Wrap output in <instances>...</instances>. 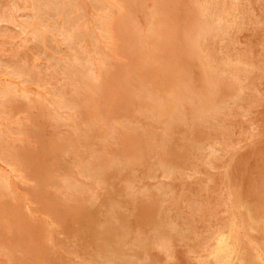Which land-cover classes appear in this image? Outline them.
<instances>
[{
	"label": "rangeland",
	"instance_id": "374dc122",
	"mask_svg": "<svg viewBox=\"0 0 264 264\" xmlns=\"http://www.w3.org/2000/svg\"><path fill=\"white\" fill-rule=\"evenodd\" d=\"M54 1H55L56 4L59 2L57 5L59 6V8H60L59 10L60 11L57 12V13L52 12L54 17L52 16L53 18H51L50 21H47V23L49 24V23H52V22H56L57 26H55L54 24H49V25H51L52 29L50 28L49 30H44V28L42 26L38 25L39 29L41 30L42 35H43L44 32L47 33L46 37H43L41 39L40 36L35 37L34 35H32V33H30V31L34 28V24H32V23H33V19H34L35 7H36V5L41 4L40 0H26V2H25V0H16V1L15 0L14 1H12V0H7V1L6 0H0V2H1L0 3V18L2 19V20H0V23H2V24H0V27H1L0 28V35L2 36V37L0 36V39L2 38L0 40V76L2 75L0 77V89L6 88V86L9 85L7 83V82H9V80L14 85L13 87H12V85H9L10 87H12V90H9V93L5 95L6 97H3L4 95L0 94V98H1L0 99V110H1V107H2L1 105H3L2 110L0 111V120H1L0 121L1 122L0 123V141H2V143L4 142L3 144H1V142H0V150H1L0 154L2 153L0 155V167H1L0 168V185H1L0 189H2V191L0 190V192H1L0 193V206L2 207V208H0V235H1L0 236L1 237L0 238V264H6V263L7 264H11V263L12 264H14V263L15 264H28V262H29V264L30 263L31 264H36V262H37V264H51L50 261H52V264H54V263L55 264L56 263H58V264H78V263L79 264H93V263L95 264L96 263L97 264L98 262H99L98 264H100V262H102L101 264H105V263L106 264H112V263L113 264L114 263L115 264L116 263L117 264H126V262H128L127 264H134V263L136 264V262H137V264H148V263L149 264H198V263L199 264H203L204 261H206V262H204V264H219L220 262H218L215 259L214 254H211V253H213L215 251V248L217 246V237H218V235L222 234V232H224V234L227 235L228 243L232 246L233 251H232L231 257L228 259V261H226L224 263H220V264H240V263L241 264H243V263L244 264H254V262H256V261H257L256 264H264V259H263L264 258V247H263L264 246V241H263L264 238L262 237V236H264V189H263L264 188V178H263L264 177V172H263V170H264L263 169L264 168V166H263L264 165L263 164V162H264V75H263L264 74V69H263L264 68V0H238V1L237 0H210V1H208V0H198V1L197 0H194V1L193 0L192 1L191 0H177V1L176 0H172L173 2L171 0H167V1L166 0H150V1L149 0H101V1L100 0H77L79 2H77L76 0H54ZM90 1H92V2H90ZM109 1L112 2V5H110ZM195 1H196L197 4L195 3ZM177 2H178V5H177ZM180 2H183V3H180ZM190 2H192V3H190ZM76 3H78V4H76ZM160 3L162 5H160ZM165 3H166V6H164ZM170 3H172L173 5L171 4V6H170ZM188 3H189V5H188ZM199 3H200V5H199ZM12 4H13V6H12ZM100 5H102V6H100ZM29 6H30V8H29ZM193 6H194V8H193ZM204 6H206V8ZM97 7H98V9H97ZM161 7H163V10H162ZM186 7L189 10V12H187L188 10L186 9ZM9 8H10L11 12L9 11ZM31 8H34V9H31ZM174 8H177L178 11L175 10ZM103 9H105V11ZM209 9L212 10L211 13H210ZM1 10H2V12H1ZM27 10L29 12H27ZM169 10H170V12H169ZM179 10L181 11V13H180L181 15L178 13ZM16 11H17V13H16ZM87 11H89V12H87ZM153 12H155L154 13L155 15H153ZM190 12H192V13H190ZM215 12H216V14H215ZM8 13L10 14V16H9ZM19 13H21V15ZM126 13H127V15H126ZM188 14H189V16H188ZM207 14H208V16H206ZM71 15H73V17ZM215 15H218V16H215ZM236 15H238V16H236ZM22 16H23L24 19L23 18L20 19ZM26 16H28V17H26ZM12 17H14L15 19L12 18ZM55 17L58 20L55 19ZM80 17H82V18H80ZM163 17H164V19H163ZM183 17H184V19H183ZM202 17L204 18V21H208V22H211V23H213L214 21H218V24H216L214 22L215 25H217V28L214 26L212 29H210L209 31L206 32L207 34L205 33V34L201 35V38L198 39L199 41H197L196 45L194 47H192V45L190 43L191 36H192V31L195 28L197 22L200 23V22L203 21ZM78 18H79L80 21L77 20ZM159 18H160V20H159ZM206 18H210V19H206ZM68 19H69L70 23L66 22V20H68ZM92 19H93V22H92ZM103 19L107 20V23H105V27L107 28V32H109V33H105L104 29H102V27H100L99 24H98V22L104 21ZM151 19H155V21L153 22ZM168 19L170 21H168ZM247 19H248V21H247ZM18 20H20V21H18ZM22 20H23V22H22ZM124 20L126 22H124ZM172 20L173 21L175 20V21L172 22ZM189 20H190V22H189ZM179 21L181 22L182 25L180 24ZM237 21H239V22H237ZM256 21H257L258 24L256 23ZM63 22H64V24H63ZM94 22L96 23V25H95ZM21 23H22V25H21ZM23 23H25V25H23ZM138 23H139L140 26H138ZM155 23H157L156 24V28L154 26ZM173 23H177V24L175 25ZM15 24H17V25H15ZM185 24H186V28H184ZM6 25H7V27H6ZM67 25H69V26H67ZM177 25H179L178 26L179 29H178ZM15 26H17V27H15ZM169 26L171 27V29H169L170 28ZM23 28L25 29L24 30L25 32L23 31ZM61 28H67L69 30L71 29L72 31L74 30V32L77 34L76 36H77L78 40L75 41L72 44L71 43L70 44H67V43L65 44L64 42H62L60 40L61 39V34L59 32ZM180 29H181V31H180ZM11 30L13 31V33H12ZM17 30H18V32H17ZM115 30H117L119 34ZM167 30H168V32H167ZM174 30H175L176 35H174L175 34ZM20 31H22L23 33L20 32ZM138 31H139V33H138ZM150 31H152L153 33L150 32ZM182 31H184L185 33L182 32ZM216 31L218 32L217 34H216ZM129 32H131L132 35L129 34ZM214 32H215L216 35L213 34ZM233 32H234V35H233ZM56 33H58V35ZM103 33H105L109 37L107 38V36L105 34H103ZM114 33H115V35H113ZM27 34H28V36H27ZM144 34H146L147 36L144 35ZM212 34H213V36H212ZM6 35H7V37H6ZM13 35L16 36V37H14ZM78 35L79 36L81 35V36L79 37ZM89 35L92 36L93 39ZM104 35L106 37H104ZM118 35L120 37H118ZM12 36L14 37V40H13ZM38 37H39V39H38ZM158 37H159V39H158ZM206 37H208V38H206ZM58 38H60V39L58 40ZM82 38H84L85 40L82 39ZM95 38H96V40H95ZM109 38H110V41H109ZM116 38H117V40H116ZM128 38H129V40H128ZM148 38H149V40H148ZM165 38L167 40H165ZM205 38H206L207 41L205 40ZM218 38H220V39L218 40ZM155 39H157V41ZM92 40H94L95 45H94V43H92L93 42ZM136 40H138V41L136 42ZM202 40H204V41H202ZM21 41H23V42H21ZM163 41H166V42L164 43ZM60 42H62V43H60ZM100 42L103 43V44L105 43V44L101 45ZM131 42H132V44H131ZM148 42H149V44H148ZM150 42H151V44H150ZM232 42H233V44H232ZM240 42H242V43H240ZM14 43H15V45H13ZM144 43H146V46H145ZM154 43H155V45H153ZM205 43H209V44H205ZM20 44H22V46ZM82 44H84V45H82ZM174 44H176V45H174ZM203 44H205L206 46L203 45ZM18 45H20V46H18ZM74 45H75V47H74ZM111 45H113L116 48H114ZM142 45H143V47H142ZM157 45H159V46H157ZM167 45H168V47H167ZM153 46L155 48H153ZM175 46H176V48H175ZM213 46L215 48H213ZM186 47H187V49H185ZM10 48H12V49H10ZM39 48H41L42 50L41 49L39 50ZM131 48H132V50H131ZM147 48H150V49L148 50ZM181 48H182V50H181ZM191 48H192V50H191ZM109 49H111V51H109ZM141 49H143V50H141ZM200 49H203V50L200 51ZM239 49H240V51H239ZM24 51L26 53H24ZM66 51H68V53ZM69 51H71L74 54H72ZM81 51L82 52L84 51L83 54H82ZM122 51H123L124 54L122 53ZM115 52L116 53L118 52L117 53L118 56L116 55ZM131 53H132V55H131ZM180 53H181V55H180ZM39 54H41V55H39ZM76 54L77 55L78 54L81 55V57L85 56L88 59L91 58L90 59V64L78 67L76 64H74V56ZM136 54H138V55H136ZM190 54H191L192 57L190 56ZM96 55H97V57H96ZM92 56H93V58H92ZM109 56H111V57H109ZM146 56H148V57H146ZM180 56L182 57V59L180 58ZM196 56H198V57H196ZM203 56H204V58H203ZM236 56H237V58H236ZM71 57H72L73 60L71 59ZM250 57H252L253 59L250 58ZM136 58H138V59H136ZM179 58H180V60H179ZM191 58H193V59H191ZM104 59H106L105 62H104ZM205 59L206 60L208 59L209 61L208 60L206 61ZM29 60H30V62H29ZM40 60H41V62H40ZM54 60L55 61L57 60V61L55 62ZM123 60H124V63H123ZM132 60H134L133 61L134 63L132 62ZM161 60H163V61H161ZM240 60H241V62H240ZM116 61H118V62H116ZM120 61H121V63H123L126 66H124L123 64L121 65ZM141 61L144 62V64ZM149 61H150V63H149ZM205 61H206V63H205ZM245 61H246V63H245ZM108 62L109 63L112 62V63L109 65ZM139 62H141L142 64L139 63ZM14 63H16V64H14ZM22 63H23V65H22ZM154 63H156V64H154ZM66 64H67V66H66ZM130 64H131V67H129ZM209 64H211V65H209ZM111 65L114 67V70H113V67ZM114 65H116V66H114ZM167 65H169V66L167 67ZM249 65H252V66L250 67ZM3 66H4V68H3ZM51 66L52 67L55 66V67L52 68ZM68 66H70V67L68 68ZM73 66H74V68H73ZM87 66H89L90 68L92 66V70H93V72H91L92 76H91V73H89L90 70H89V67H87ZM216 66H218V67H216ZM101 67H102L103 70L101 69ZM212 67H214V68H212ZM5 68L7 69L6 71H4ZM23 68H24V70H22ZM66 68H68V69H66ZM71 68H73V69H71ZM80 68H81V70H80ZM106 68L110 71V73H109L108 70H106ZM111 68H112V70H111ZM140 68H141V71H140ZM153 68H155V69H153ZM156 68H157V70H156ZM158 68H162V70L159 69L160 71H158ZM163 68H165V70ZM197 68H198V70H197ZM219 68H220L221 71H219ZM234 68H235V70L233 71ZM74 69L77 70V71H75ZM182 69H183V71H182ZM25 70H26V72H25ZM51 70H52V72H51ZM177 70H179V71H177ZM202 70H203L204 74H203ZM7 71H9V72H7ZM86 71H88V72L86 73ZM113 71L117 72V74L114 73ZM125 71H126V73H125ZM135 71H136L137 74L135 73ZM164 71H166V72H164ZM199 71H201L202 73L199 72ZM16 72H17V74H16ZM76 72H78L79 74L76 73ZM95 72H97V73H95ZM121 72H123V73H121ZM173 72H175L176 75ZM200 73L203 74V75H201ZM213 73H214V75H213ZM160 74H162V75H160ZM11 75H13V76L11 77ZM79 75H81V76L79 77ZM104 75H105V78H103ZM210 75L211 76L213 75L212 76L213 78ZM74 76H75V78H74ZM107 76H109L108 79H107ZM134 76H136L138 78L140 77V79H138V81H137V78H134ZM153 76H154V78H152ZM227 76H228V78H227ZM241 76H242V78H241ZM8 77L10 79H8ZM77 77H78V79H76ZM145 77H146V79H145ZM157 77L158 78L160 77L161 79L160 78L157 79ZM174 77H175V79H174ZM187 77H189V78H187ZM225 77L227 78V80H226ZM79 78L81 79L82 82L80 81ZM92 78L94 79V82L92 81ZM204 78H205V80H204ZM243 78H245V80ZM22 79H23V81H22ZM43 79L45 81L47 80V82H45ZM153 79L158 84L154 83ZM186 79L188 80V82H187ZM73 80H75V81L73 82ZM87 80H89V81L91 80L92 82L91 81L89 82ZM103 80H105V81H103ZM134 80H135V82H134ZM220 80H221V82H220ZM127 81H129V82H127ZM168 81L169 82L171 81V82L169 83ZM217 81H218V83H217ZM27 82H29V83H27ZM101 82H103V83H101ZM199 82H201V83L199 84ZM48 83H49V85H48ZM95 84H97V85H95ZM103 84L105 86L104 88H102ZM116 84H117V87H116ZM131 84L133 85V87L131 86ZM205 84H206V86H205ZM217 84H218V86H217ZM41 85H42V89H41ZM89 85L91 87H89ZM179 85H180V87H179ZM94 86H95V88H94ZM96 86L97 87L99 86L98 88H100V89H98ZM186 86L188 88L190 87L189 90H188V88H186ZM220 86H221V88H220ZM228 86H230V87H228ZM254 86H255V89H254ZM50 87H51V89H50ZM57 87H58V89H57ZM72 87H74V89ZM153 87H154V89H153ZM243 87H245V89ZM31 89H33V90L30 91ZM138 89H140V90H138ZM231 89H234V90H231ZM104 90H105V92H104ZM201 90H202V92H201ZM238 90H240L241 93ZM76 91H78L79 94H77ZM193 91H195L196 93L193 92ZM204 91L209 92L208 95ZM58 92H59L60 95H58ZM73 92H74V94L76 96L73 94ZM116 92H117V94H116ZM133 92H134L135 95H133ZM235 92L238 95L235 94ZM67 94H69V96ZM145 94H147V95H145ZM152 94H153V96H152ZM225 94H227V95H225ZM97 95H98V97H97ZM102 95H104V96H102ZM119 95H121V96L119 97ZM16 96H17V98L15 99ZM112 96H113V98H115L114 100H113ZM167 96L170 97V98H168ZM182 96H184L183 97L184 100L182 99ZM192 96H194V97H192ZM251 96H253V97H251ZM21 97L23 98L24 102L22 101ZM50 97H51V99H50ZM71 97H72V99H71ZM85 97H87V98H85ZM206 97L210 101H208V99L205 100ZM2 98H3V101H1ZM6 98L8 99L7 103L5 102ZM58 98H59V100H58ZM164 98H166V99H164ZM11 99H13V100H11ZM18 99H20V100H18ZM97 99H99V100H97ZM172 99H173V101H172ZM175 99H177V101H175ZM239 99H241V100H239ZM107 100H109V101H107ZM151 100L154 103H152ZM168 100H171L172 102L168 101ZM211 100H212V102H211ZM232 100H233V102H232ZM20 101L22 103V107H21ZM81 101H83V102H81ZM98 101H100V103ZM156 101H157V103H156ZM163 101L166 102L167 104H164ZM140 102H142V103L140 104ZM29 103H31V104H29ZM193 103H195V104H193ZM260 103H261V105H260ZM23 104H25V105H23ZM34 104H35V107L33 106ZM96 104H97V106H96ZM183 104H185L186 106L183 105ZM202 104H203L204 108H203ZM7 105H8V107H7ZM29 105L31 107V110H30ZM57 105H59V106H57ZM78 105H80L81 107H79ZM93 105H94L95 109H94ZM117 105H119V106H117ZM135 105H137V106H135ZM38 106H40V107H38ZM44 106H46V107H44ZM84 106H85L86 109H83ZM91 106H92V108H91ZM196 106H198L199 108L196 107ZM218 106H220V107H218ZM229 106H231V107H229ZM245 106H247V108ZM11 107H13V108H11ZM168 107H169V109L172 108V107L173 108H172V110L171 109L169 110ZM177 108H178L179 112L177 111ZM22 109L25 110V111H23ZM107 109H109L108 110L109 113L105 112V111H107ZM245 109H246V111H245ZM17 110L20 111L21 113L18 112ZM54 110H55V112H53ZM144 110L146 112H144ZM14 111H16L17 113L14 112ZM124 111L127 112V113H125ZM149 111H151V112H149ZM211 111H213V112H211ZM3 112H5V113H3ZM27 112H28L29 115H27ZM65 112H67V113H65ZM90 112H92V114ZM185 112H187V113H185ZM214 112H216L215 114H217L218 116L215 115ZM51 113H52V115H51ZM132 113H134L135 115L132 114ZM195 113H196V116H195ZM207 113H210V114H207ZM244 113L245 114L247 113V114L245 115ZM4 114H6V115H4ZM9 114H11V115L13 114V115L11 116ZM21 114H22V116H21ZM97 114L99 115V117L97 116ZM111 114H112V116H111ZM79 116H80V118H79ZM83 116H84V118H83ZM90 116H92V117H90ZM93 116H94V118H93ZM9 117L12 119V121H11V119ZM65 117H66V119H65ZM103 117H104V121L105 122L103 121ZM120 117H122V118H120ZM87 118H88V120H87ZM176 118L179 121L175 120ZM30 119L33 120V122ZM97 119H98L99 122L98 121L96 122ZM194 119H195V121H194ZM50 120L51 121L54 120V121L51 122ZM55 120L58 121V124H60V125L56 124L57 122ZM106 120H107V122H106ZM204 120H206V121H204ZM30 121H31V123H30ZM199 121L201 122L200 124L198 123ZM14 122H15V124H14ZM24 122H26V124H27V126L29 128L27 126H25L26 124ZM54 122H55V124H54ZM61 122H62V124H61ZM75 122L77 123V125H76ZM85 122H87V123H85ZM140 122H143V123H141V125H140ZM179 122H180V124H179ZM183 122H185V123H183ZM102 123H103V125H102ZM166 123H167V125H166ZM72 124H73V126H71ZM130 124H131V126H130ZM186 124H188V125L186 126ZM158 125H159V127H158ZM13 126H14V128H13ZM104 126H106V127H104ZM172 126H173V128H172ZM218 126H219V128H218ZM99 127H100V129H99ZM117 127L121 131L118 130ZM132 127H134V128H132ZM73 128H75V129H73ZM109 128H111V129H109ZM177 128L182 133L179 132V130ZM220 128H222V129H220ZM28 129H29V131H28ZM72 129H73V131H72ZM127 129H128L129 132L127 131ZM9 130H10V132H9ZM16 130H19V131L17 132ZM206 130H207V132H206ZM6 131H7V134H6ZM163 131H164V133H163ZM2 132L5 133V135ZM15 132L18 135V137L16 136ZM21 132H22V134H21ZM24 132L28 133L29 135L25 134ZM114 132H117V133H114ZM124 132L126 133V135L124 134ZM232 132H233V134H232ZM74 133L76 134V136L74 135ZM155 133H156V135H154ZM2 134H3V136H2ZM19 134H20V136H19ZM56 134H57V137H56ZM63 134L68 135L69 138L66 137V135H63ZM112 134H113V136H111ZM157 134H158V136H157ZM182 134L184 136H182ZM185 134H187V135H185ZM58 135H59V137H58ZM81 135H83V136H81ZM93 135L95 137H93ZM206 135H208L209 137L206 136ZM27 136H29V137H27ZM42 136H43V138H42ZM50 136H52V137H50ZM185 136L187 137V139H186ZM1 137L3 139H1ZM122 137H124V138L122 139ZM24 138L26 140H24ZM27 138L30 139V141ZM39 138H41V139H39ZM70 138H71V140H70ZM90 138H92V143L90 142L91 141ZM166 138H167L168 141L166 140ZM17 139L20 140L21 143ZM35 139H36L37 142L35 141ZM42 139H44V140H42ZM188 139H189V142H187ZM190 139H192V140H190ZM93 140H94V142H93ZM129 140H130V142H129ZM170 140H172V141H170ZM14 141H15V143H14ZM79 141H81V142H79ZM138 141H140V142H138ZM66 142H68V143H66ZM255 142H257L258 144L255 143ZM8 143H10V145H8ZM118 143H119V145H118ZM173 143H176V144H173ZM249 143H251V144H249ZM40 144H42V145H40ZM90 144L93 147V149L90 146ZM155 144H156V146H155ZM24 145H25V147H23ZM67 145L68 146L71 145V146L68 147ZM13 146H15V147H13ZM94 146H96V148ZM90 147H91V151H90ZM151 147H153V148H151ZM199 147H200V149H199ZM201 147H202V149H201ZM12 148L13 149L15 148V149L13 150ZM184 148H185V150H184ZM211 148H213V149H211ZM65 149H67V150H65ZM77 149L79 151H77ZM81 149H83L82 152H81ZM159 149H160V151H159ZM171 149H172L173 152L171 151ZM16 150L18 152H16ZM63 150H64V152H63ZM216 150H218V151H216ZM8 151L11 152V153L8 154L7 153ZM65 151H66V153H65ZM129 151H130V153H129ZM164 151H166V152H164ZM44 152H45V156H44ZM105 152H107V153H105ZM12 153L13 154L15 153V154L13 155ZM34 153H35V155H34ZM166 153L168 155H166ZM186 153H189V154H186ZM86 154L90 155V156L87 157ZM102 154L105 155L106 157L105 156L103 157ZM162 154L163 155L165 154V155L163 156ZM2 155H3L4 158L1 157ZM10 155H11V157H9ZM179 155H180V157H178ZM46 156H47V158H46ZM61 156H63V157H61ZM190 156H192V157H190ZM25 157L27 158L26 160H25ZM114 157L116 159H118V161ZM153 157L155 159H153ZM178 158H180V159H178ZM5 159H6V161H5ZM248 159H249V161H248ZM10 160L12 161V163L10 162ZM22 160H23V162H22ZM77 160H79L80 162L77 161ZM81 160L82 161L84 160V161L82 162ZM164 160L166 161V163L164 162ZM20 161H21V164H20ZM43 161H45V162H43ZM169 161H170V163H169ZM59 162L63 163V164H60ZM119 162H120V164H119ZM126 162H128V163H126ZM54 163H55V165H53ZM57 163H58V165H57ZM80 163H81V165H80ZM121 163H122V165H121ZM84 164L87 165V166H84ZM101 164L103 165V168H102ZM139 164H140V166H139ZM186 164H187V166H186ZM37 165H38V167H37ZM105 165H106V167H105ZM125 165L128 168H126ZM166 165H168V166H166ZM45 166H47V167H45ZM80 166H81V171H80ZM88 166H90V167H88ZM96 166L100 167L101 170L97 169L98 167H96ZM164 166H166V168ZM19 167H21V168H19ZM28 167H30V168H28ZM129 167H131V168H129ZM146 167L148 168L147 170H146ZM88 168H89V170H86ZM107 168H109V170ZM114 168H115V171H114ZM167 168H169V171H168ZM254 168H255V170H254ZM116 169L118 171H116ZM22 170H24V171H22ZM92 170L93 171L95 170V172H93ZM149 170H151V172ZM166 170L168 171V173H167ZM11 171L12 172L14 171V172L11 173ZM85 171H86V173H85ZM122 171H123V173H122ZM131 171L134 172V175L136 176V179H139L138 180L139 182L136 181L135 176L131 173ZM146 171H147V173H149L148 175H147ZM97 172H99L100 174H98ZM171 172H172V174H171ZM24 173H25V175L26 174L27 175L25 176ZM60 173H62V174H60ZM154 173H156V174H154ZM16 174L19 175V176H17ZM69 175H71V176H69ZM119 175H121V176H119ZM172 175L174 177H172ZM25 177L28 178L30 181L27 180ZM31 177H32L33 182L31 180ZM98 177H99V179H98ZM129 177H131V178H129ZM5 178H7V179H5ZM12 178H13V180H12ZM83 178H84V180H83ZM118 178H120V179H118ZM149 178H151V179H149ZM74 179H75V181H74ZM102 180L105 181L106 183L105 182H101ZM207 180H208L209 183L206 182ZM250 180H252L253 182H251ZM118 181L121 182V183H119ZM140 181H141V183H140ZM9 182H10V184H9ZM20 182H21V184H19ZM32 183H33V185H32ZM109 183H110V185H108ZM253 183H255V184H253ZM40 184H45V185L40 186ZM166 184H168L169 186L166 185ZM258 184L259 185L261 184V186H259ZM162 185L164 186V188H163ZM205 185H206V187H205ZM63 186H65V187L63 188ZM142 186H144V187H142ZM202 186L205 187V188H203ZM28 187H30V188H28ZM89 187H91L90 188L91 190L89 189ZM146 187H148V188H146ZM94 188H95V190H94ZM145 188L148 191L149 190L150 191L147 192V190ZM260 188H261V190H260ZM24 189H26V190H24ZM37 189L39 190V192H38ZM81 189H82V191H81ZM103 189H105L106 192ZM137 189H138V191H137ZM198 189L199 190L201 189V190L199 191ZM16 190H17V192H16ZM122 190L123 191L125 190V191L123 192ZM2 192L6 193L7 195H5ZM40 192H41V194H40ZM99 192H100V194H99ZM144 192L146 193V195H144L145 194ZM253 192H256V193H253ZM10 193H12V194L10 195ZM81 193H82V195H81ZM138 193H140L141 195L140 194L138 195ZM151 193H152V195H151ZM158 193L159 194L161 193V194L158 196V195H156ZM162 193L165 194V195L163 196ZM28 194H30L29 195L30 197L28 196ZM108 194H110V195H108ZM121 194H123V195H121ZM16 195H17L18 199H16ZM72 195H74L73 198H71ZM131 195H132V197H131ZM24 197L27 200L26 199L24 200ZM111 197H113V198H111ZM140 197H141L142 200L140 199ZM131 198H132V200H131ZM147 198H150V199H147ZM32 199H33V201L31 202ZM41 199H42V201H41ZM99 199H101V200H99ZM175 199H177V200H175ZM253 199H254V201H253ZM133 200H134V203H133ZM139 200H141V202H138ZM145 200H147V201H145ZM66 201H69V202H66ZM109 201H110L111 204H108ZM172 201H173V203H172ZM63 202H65V203H63ZM115 202H116V204H114ZM155 202H156V204H155L156 206L154 205ZM170 202L172 204H170ZM231 203H233V204H231ZM45 204H46V206H44ZM112 204H114V205H112ZM126 204H127V206H126ZM119 205H121V206H119ZM142 205L145 206V208L144 207L142 208ZM24 206H26V207H24ZM152 206H153V208H152ZM3 207H4V209H3ZM238 207H240V208L238 209ZM101 209H103V210H101ZM135 209H137V211ZM152 209H155V210H152ZM176 210H177V212H176ZM194 210H196V211H194ZM257 210H258V213L256 212ZM44 211H46V212H44ZM51 211L54 212L53 215L51 214L52 213ZM97 211H98V213H97ZM112 211H115V212L113 213ZM178 211H180V212L178 213ZM27 212H28V214H27ZM31 212H33V213H31ZM65 212H66V214H65ZM108 213H109V215H108ZM120 213H122L123 215L120 214ZM134 213H135V215H134ZM149 213H151V215ZM59 214H60V216H59ZM116 214H118V215H116ZM157 214H159V215H157ZM38 215H40V216H38ZM105 215L107 217H105ZM127 215H128V217H127ZM148 215H149V217H148ZM179 215H180V217H179ZM258 215H259V217H258ZM261 215H263V216H261ZM4 216H6V217H4ZM75 216L78 217V218H76ZM97 216H98V218H97ZM123 216H126V217H123ZM138 216L140 217V219H139ZM141 216H143V217H141ZM155 216H156V218H155ZM106 218H107V220H106ZM199 218H201V219H199ZM49 219L50 220L52 219V220L50 221ZM155 219H156V221H155ZM19 220H20V222H19ZM35 220H37L38 222L35 221ZM128 220H129V222H128ZM4 221L5 222L7 221V222L4 223ZM102 221H103V223H102ZM109 221H111V222H109ZM113 221H114V223H113ZM121 221L123 223H121ZM152 221H153V223H152ZM28 222H31L33 225L31 223L28 224ZM126 222L128 224H130V225H127ZM168 222L172 223L173 225L168 223ZM188 222H189V224H188ZM45 223H47V224H45ZM11 225H12V227H11ZM161 225H163V226H161ZM232 225H233V227H232ZM50 226H51V228H50ZM116 226L118 227V229H117ZM121 226H123V227H121ZM206 226H208V227H206ZM112 227H113V229H112ZM172 227L174 229H172ZM123 228H125V229H123ZM134 228L136 230H139V231H136ZM27 229L29 230V232H28ZM99 229H100V231H99ZM132 229H134V230H132ZM157 229H158V231H157ZM161 229H162V231H161ZM8 230L10 232H8ZM57 230H59V231H57ZM79 230H80V232H79ZM101 230H103V231H101ZM19 231H20V233H18ZM136 232H137V235H136ZM159 232H161V233H159ZM200 232H201V234H200L201 236L199 235ZM46 233H48V234H46ZM114 233H115V235H114ZM139 233H140V235L141 234H143V235L145 234V235L144 236L141 235V237H140ZM213 233H215V234H213ZM19 234H21V236H19V238H17V235H19ZM28 234H29V236H27ZM73 234H74V236H73ZM94 234L96 236H94ZM117 234H119V235H117ZM149 234H151V235H149ZM75 235H76V237H75ZM87 235H88V237H87ZM169 235H170V237H169ZM205 235H207V236H205ZM234 235H235V237H234ZM24 236L27 237L28 239L25 238ZM99 236H100V238H99ZM103 236H105V237H103ZM10 237H13L15 240H13V239L11 240ZM22 237H24L23 241H22ZM184 237H185V239H184ZM2 238H3V240H2ZM29 238L32 241H29ZM134 238H135V240H134ZM138 238H139V241H138ZM154 238H155V240L153 241ZM178 238H180L181 240L178 239ZM187 238H188V240H187ZM235 238H236V240H235ZM6 239H9V240H6ZM20 239H21V242H20ZM24 239H26V240H24ZM48 239H49V241H48ZM119 239H121V240H119ZM10 240H11V242H10ZM42 240H44L45 242L42 241ZM100 240H101L102 243L100 242ZM148 240H152V242L149 241V243H148L147 242ZM79 241H81V242H79ZM89 241H91V243ZM113 241H115V243L116 242L117 243L114 244ZM134 241H136V242H134ZM155 241H156V243H155ZM157 241H158V243H157ZM42 242H44L45 245ZM54 242H55V244H54ZM86 242H87V244H86ZM69 243H70V245H69ZM146 243H148L149 245L147 246ZM13 244H15V245H13ZM23 245H24V247H23ZM39 245H41V246H39ZM55 245H56V247L59 250L55 247ZM27 246H29V247H27ZM129 246H131V247H129ZM10 247H11V249H10ZM92 247H94V248H92ZM2 248H3V250H2ZM6 248L7 249L9 248V249L7 250ZM119 248H121V250ZM157 248L159 250H157ZM79 249H81V250H79ZM110 249H113V250H110ZM131 249H133V250H131ZM166 249H167V251H166ZM10 251H12V252H10ZM72 251H74V252H72ZM108 251H110V252H108ZM22 252H24V253H22ZM28 252H30L31 255H29ZM48 252H49V254H47ZM170 252L171 253L173 252V253L171 254ZM5 253L6 254L8 253V255H6ZM21 253H22V256L20 255ZM123 254H125V255L123 256ZM166 254H168V255H166ZM10 255H12V258L9 257ZM23 255H24V258H23ZM76 255H78V256L76 257ZM114 255H116V256H114ZM118 255H121L122 258H121V256H118ZM132 255H133V257H132ZM148 255H149V257H148ZM6 256H8L9 258L6 257ZM19 257H20V259H19ZM124 257H126V258H124ZM128 257H130V258H128ZM213 257H214V259H213ZM67 258H70L71 261H70V259H67ZM141 259H143V260H141ZM171 259H172V261H171ZM231 259H232V261H231ZM96 260H97V262H96ZM107 260H108V262H107ZM201 260H203V262ZM77 261H78V263H77ZM90 262H92V263H90ZM166 262H168V263H166Z\"/></svg>",
	"mask_w": 264,
	"mask_h": 264
},
{
	"label": "bare ground",
	"instance_id": "6f19581e",
	"mask_svg": "<svg viewBox=\"0 0 264 264\" xmlns=\"http://www.w3.org/2000/svg\"><path fill=\"white\" fill-rule=\"evenodd\" d=\"M6 1H7V0H6ZM12 1H14V0H12ZM15 1H16V0H15ZM40 1H41V4H38V3H37L38 5H36V7H35L34 19H33V23H32V24H34V28L31 30L32 32L30 31V33H32V35H34L35 37L40 36L41 39H42L43 37H46L47 33L44 32L43 35H42L41 30L39 29L38 25L42 26V27L44 28V30H49L50 28L52 29L51 25H49V24H54L55 26H57V23H56V22H52V23H49V24H48L47 21H50L51 18L54 17L52 12L57 13V12L60 11V10H59L60 8H59V6L57 5L59 2L56 4L54 0H40ZM76 1H77V0H76ZM100 1H101V0H100ZM149 1H150V0H149ZM166 1H167V0H166ZM171 1H172V0H171ZM176 1H177V0H176ZM191 1H192V0H191ZM193 1H194V0H193ZM197 1H198V0H197ZM208 1H210V0H208ZM237 1H238V0H237ZM9 2H10V1H9ZM25 2H26V0H25ZM38 2H39V1H38ZM64 2H65V1H64ZM77 2H79V1H77ZM90 2H92V1H90ZM93 2H94V1H93ZM102 2H103V1H102ZM109 2H110V5H112V2H111V1H109ZM155 2H156V1H155ZM160 2H161V1H160ZM168 2H169V1H168ZM172 2H173V1H172ZM202 2H203V1H202ZM204 2H205V1H204ZM212 2H213V1H212ZM0 3H1V2H0ZM7 3H8V2H7ZM7 3H6V4H7ZM23 3H24V2H23ZM100 3H101V2H100ZM180 3H183V2H180ZM190 3H192V2H190ZM195 3H196V1H195ZM210 3H211V2H210ZM13 4H14V3H13ZM13 4H12V6H13ZM16 4H17V3H16ZM63 4H64V3H63ZM76 4H78V3H76ZM98 4H99V3H98ZM101 4H102V3H101ZM171 4H172V3H170V6H171ZM175 4H176V3H175ZM186 4H187V3H186ZM196 4H197V3H196ZM204 4H205V3H204ZM220 4H221V3H220ZM232 4H233V3H232ZM250 4H251V3H250ZM27 5H28V4H27ZM96 5H97V4H96ZM108 5H109V4H108ZM145 5H146V4H145ZM160 5H162V4L160 3ZM172 5H173V4H172ZM177 5H178V2H177ZM180 5H181V4H180ZM188 5H189V3H188ZM199 5H200V3H199ZM14 6H15V5H14ZM17 6H18V5H17ZM100 6H102V5H100ZM157 6H158V5H157ZM164 6H166V3H165ZM167 6H168V5H167ZM182 6H183V5H182ZM185 6H186V5H185ZM195 6H196V5H195ZM248 6H249V5H248ZM5 7H6V6H5ZM104 7H105V6H104ZM142 7H143V6H142ZM168 7H169V6H168ZM178 7H179V6H178ZM191 7H192V6H191ZM201 7H202V6H201ZM204 7L206 8V6H204ZM208 7H209V6H208ZM20 8H21V7H20ZM26 8H27V7H26ZM29 8H30V6H29ZM65 8H66V7H65ZM68 8H69V7H68ZM113 8H114V7H113ZM137 8H138V7H137ZM144 8H145V7H144ZM161 8H162V10H163V7H161ZM189 8H190V7H189ZM193 8H194V6H193ZM220 8H221V7H220ZM11 9H12V8H11ZM31 9H34V8H31ZM75 9H76V8H75ZM75 9H74V10H75ZM90 9H91V8H90ZM97 9H98V7H97ZM155 9H156V8H155ZM174 9L177 10V8H174ZM183 9H184V8H183ZM186 9H187V7H186ZM195 9H196V8H195ZM195 9H194V10H195ZM198 9H199V8H198ZM212 9H213V8H212ZM86 10H87V9H86ZM86 10H85V11H86ZM88 10H89V9H88ZM103 10L105 11V9H103ZM159 10H160V9H159ZM170 10H171V9H170ZM170 10H169V12H170ZM181 10H182V9H181ZM187 10H188V9H187ZM209 10H210V9H209ZM234 10H235V9H234ZM250 10H251V9H250ZM9 11H10V8H9ZM17 11H18V10H17ZM17 11H16V13H17ZM89 11H90V10H89ZM89 11H87V12H89ZM99 11H100V10H99ZM151 11H152V10H151ZM160 11H161V10H160ZM177 11H178V10H177ZM185 11H186V10H185ZM198 11H199V10H198ZM206 11H207V10H206ZM211 11H212V10H210V13H211ZM216 11H217V10H216ZM1 12H2V10H1ZM10 12H11V11H10ZM27 12H29V11L27 10ZM71 12H72V11H71ZM138 12H139V11H138ZM145 12H146V11H145ZM157 12H158V11H157ZM169 12H168V13H169ZM183 12H184V11H183ZM187 12H189V10H188ZM187 12H186V13H187ZM199 12H200V11H199ZM225 12H226V11H225ZM252 12H253V11H252ZM24 13H25V12H24ZM69 13H70V12H69ZM102 13H103V12H102ZM109 13H110V12H109ZM154 13H155V12H153V15H155ZM160 13H161V12H160ZM178 13L180 14L181 11L179 10ZM186 13H185V14H186ZM190 13H192V12H190ZM190 13H189V14H190ZM233 13H234V12H233ZM8 14H9V13H8ZM19 14L21 15V13H19ZM63 14H64V13H63ZM66 14H67V13H66ZM70 14H71V13H70ZM85 14H86V13H85ZM113 14H114V13H113ZM143 14H144V13H143ZM151 14H152V13H151ZM161 14H162V13H161ZM164 14H165V13H164ZM175 14H176V13H175ZM175 14H174V15H175ZM189 14H188V16H189ZM215 14H216V12H215ZM257 14H258V13H257ZM61 15H62V14H61ZM64 15H65V14H64ZM75 15H76V14H75ZM75 15H74V16H75ZM114 15H115V14H114ZM126 15H127V13H126ZM137 15H138V14H137ZM165 15H166V14H165ZM180 15H181V14H180ZM200 15H201V14H200ZM9 16H10V14H9ZM32 16H33V15H32ZM52 16H53V17H52ZM71 16L73 17V15H71ZM128 16H129V15H128ZM163 16H164V15H163ZM166 16H167V15H166ZM172 16H173V15H172ZM184 16H185V15H184ZM188 16H187V17H188ZM193 16H194V15H193ZM204 16H205V15H204ZM206 16H208V14H207ZM215 16H218V15H215ZM221 16H222V15H221ZM236 16H238V15H236ZM258 16H259V15H258ZM26 17H28V16H26ZM30 17H31V16H30ZM56 17H57V16H56ZM56 17H55V19H57ZM82 17H83V16H82ZM82 17H80V18H82ZM92 17H93V16H92ZM98 17H99V16H98ZM116 17H117V16H116ZM209 17H210V16H209ZM219 17H220V16H219ZM2 18H3V17H2ZM12 18H14V17H12ZM22 18H23V16H22L20 19H22ZM70 18H71V17H70ZM83 18H84V17H83ZM88 18H89V17H88ZM103 18H104V17H103ZM134 18H135V17H134ZM136 18H137V17H136ZM146 18H147V17H146ZM168 18H169V17H168ZM177 18H178V17H177ZM177 18H176V19H177ZM196 18H197V17H196ZM202 18H203V17H202ZM237 18H238V17H237ZM237 18H236V19H237ZM241 18H242V17H241ZM3 19H4V18H3ZM9 19H10V18H9ZM14 19H15V18H14ZM23 19H24V18H23ZM25 19H26V18H25ZM30 19H31V18H30ZM59 19H60V18H59ZM61 19H62V18H61ZM127 19H128V18H127ZM163 19H164V17H163ZM171 19H172V18H171ZM179 19H180V18H179ZM183 19H184V17H183ZM206 19H210V18H206ZM206 19H205V20H206ZM214 19H215V18H214ZM216 19H217V18H216ZM221 19H222V18H221ZM0 20H2V19L0 18ZM16 20H17V19H16ZM57 20H58V19H57ZM63 20H64V19H63ZM77 20H79V18H78ZM103 20H104V19H103ZM149 20H150V19H149ZM151 20H152L153 22L155 21V19H151ZM159 20H160V18H159ZM228 20H229V19H228ZM233 20H234V19H233ZM3 21H4V20H3ZM6 21H7V20H6ZM18 21H20V20H18ZM54 21H55V20H54ZM70 21H71V20H70ZM79 21H80V20H79ZM90 21H91V20H90ZM134 21H135V20H134ZM168 21H170V20L168 19ZM174 21H175V20H174ZM174 21L172 20V22H174ZM177 21H178V20H177ZM180 21H181V20H180ZM180 21H179V22H180ZM192 21H193V20H192ZM192 21H191V22H192ZM231 21H232V20H231ZM247 21H248V19H247ZM258 21H259V20H258ZM16 22H17V21H16ZM22 22H23V20H22ZM25 22H26V21H25ZM29 22H30V21H29ZM66 22L68 23V22H69V19L66 20ZM86 22H87V21H86ZM92 22H93V19H92ZM124 22H126V21L124 20ZM127 22H128V21H127ZM139 22H140V21H139ZM160 22H161V21H160ZM172 22H171V23H172ZM184 22H185V21H184ZM189 22H190V20H189ZM214 22H215L216 24H218V21H214ZM214 22L211 23V22H208V21H204V18H203V21H202V22H200V23L197 22L195 28H194L193 31H192V36H191V40H190V43H191L192 47H194V46L196 45L197 41H199L198 39L201 38V35L205 34L207 31H209L210 29H212L214 26L217 28V25H215ZM221 22H222V21H221ZM237 22H239V21H237ZM59 23H60V22H59ZM69 23H70V22H69ZM84 23H85V22H84ZM94 23H95V22H94ZM105 23H107V20H104V21H100V22H98L99 26L102 27V29H104V32H105V33H109V32H107V28L105 27ZM130 23H131V22H130ZM167 23H168V22H167ZM193 23H194V22H193ZM246 23H247V22H246ZM246 23H245V24H246ZM256 23H257V21H256ZM0 24H2V23H0ZM63 24H64V22H63ZM75 24H76V23H75ZM89 24H90V23H89ZM91 24H92V23H91ZM121 24H122V23H121ZM126 24H127V23H126ZM156 24H157V23H155V25H154L155 28H156ZM164 24H165V23H164ZM173 24L176 25L177 23H173ZM180 24H181V22H180ZM194 24H195V23H194ZM257 24H258V23H257ZM15 25H17V24H15ZM21 25H22V23H21ZM21 25H20V26H21ZM23 25H25V23H23ZM95 25H96V23H95ZM117 25H118V24H117ZM129 25H130V24H129ZM145 25H146V24H145ZM170 25H171V24H170ZM181 25H182V24H181ZM61 26H62V25H61ZM67 26H69V25H67ZM88 26H89V25H88ZM130 26H131V25H130ZM138 26H140L139 23H138ZM178 26H179V25H177V27H178ZM183 26H184V25H183ZM6 27H7V25H6ZM15 27H17V26H15ZM28 27H29V26H28ZM64 27H65V26H64ZM70 27H71V26H70ZM118 27H119V26H118ZM160 27H161V26H160ZM164 27H165V26H164ZM169 27H170V26H169ZM172 27H173V26H172ZM175 27H176V26H175ZM238 27H239V26H238ZM254 27H255V26H254ZM0 28H1V27H0ZM20 28H21V27H20ZM80 28H81V27H80ZM86 28H87V27H86ZM141 28H142V27H141ZM152 28H153V27H152ZM161 28H162V27H161ZM167 28H168V27H167ZM173 28H174V27H173ZM184 28H186V24H185V27H184ZM88 29H89V28H88ZM93 29H94V28H93ZM108 29H109V28H108ZM117 29H118V28H117ZM143 29H144V28H143ZM169 29H171V27H170ZM178 29H179V27H178ZM219 29H220V28H219ZM241 29H242V28H241ZM12 30H13V29H12ZM12 30H11V31H12ZM24 30H25V29L23 28V31H24ZM78 30H79V29H78ZM86 30H87V29H86ZM124 30H125V29H124ZM132 30H133V29H132ZM136 30H137V29H136ZM136 30H135V31H136ZM155 30H156V29H155ZM161 30H162V29H161ZM182 30H183V29H182ZM238 30H239V29H238ZM245 30H246V29H245ZM75 31H76V30H75ZM100 31H101V30H100ZM115 31H117V30H115ZM157 31H158V30H157ZM180 31H181V29H180ZM180 31H179V32H180ZM186 31H187V30H186ZM189 31H190V30H189ZM189 31H188V32H189ZM220 31H221V30H220ZM231 31H232V30H231ZM17 32H18V30H17ZM20 32H22V31H20ZM24 32H25V31H24ZM42 32H43V31H42ZM59 32H60V34H61V39L58 38V40L60 39V40H61L62 42H64L65 44H66V43H67V44H70V43L72 44V43H74L75 41L78 40V38H77V36H76L77 34L74 32V30L72 31L71 29L69 30V29H67V28H61ZM77 32H78V31H77ZM88 32H89V31H88ZM90 32H91V31H90ZM95 32H96V31H95ZM140 32H141V31H140ZM148 32H149V31H148ZM150 32H152V31H150ZM154 32H155V31H154ZM164 32H165V31H164ZM167 32H168V30H167ZM167 32H166V33H167ZM182 32H184V31H182ZM237 32H238V31H237ZM2 33H3V32H2ZM12 33H13V31H12ZM22 33H23V32H22ZM28 33H29V32H28ZM54 33H55V32H54ZM54 33H53V34H54ZM105 33H103V34H105ZM111 33H112V32H111ZM117 33H118V31H117ZM138 33H139V31H138ZM152 33H153V32H152ZM174 33H175V30H174ZM177 33H178V32H177ZM184 33H185V32H184ZM211 33H212V32H211ZM211 33H210V34H211ZM217 33H218V32L216 31V34H217ZM235 33H236V32H235ZM240 33H241V32H240ZM14 34H15V33H14ZM19 34H20V33H19ZM56 34L58 35V33H56ZM79 34H80V33H79ZM90 34H91V33H90ZM96 34H97V33H96ZM118 34H119V33H118ZM129 34H131V32H129ZM157 34H158V33H157ZM206 34H207V33H206ZM213 34L216 35L215 32H214ZM213 34H212V36H213ZM4 35H5V34H4ZM9 35H10V34H9ZM105 35H106V34H105ZM105 35H104V37H106V36H107V38L109 37L108 35H106V36H105ZM113 35H115V33H114ZM131 35H132V34H131ZM144 35H146V34H144ZM153 35H154V34H153ZM169 35H170V34H169ZM174 35H176V33H175ZM180 35H181V34H180ZM180 35H179V36H180ZM190 35H191V34H190ZM219 35H220V34H219ZM230 35H231V34H230ZM233 35H234V32H233ZM0 36H1V35H0ZM13 36H14V35H13ZM13 36H12V37H13ZM18 36H19V35H18ZM27 36H28V34H27ZM59 36H60V35H59ZM78 36H79V35H78ZM80 36H81V35H80ZM80 36H79V37H80ZM85 36H86V35H85ZM89 36H90V35H89ZM98 36H99V35H98ZM102 36H103V35H102ZM124 36H125V35H124ZM127 36H128V35H127ZM146 36H147V35H146ZM158 36H159V35H158ZM177 36H178V35H177ZM1 37H2V36H1ZM6 37H7V35H6ZM14 37H16V36H14ZM14 37H13V40H14ZM90 37H92V36H90ZM90 37H89V38H90ZM96 37H97V36H96ZM99 37H100V36H99ZM99 37H98V38H99ZM113 37H114V36H113ZM118 37H120V36L118 35ZM131 37H132V36H131ZM137 37H138V36H137ZM175 37H176V36H175ZM184 37H185V36H184ZM218 37H219V36H218ZM230 37H231V36H230ZM24 38H25V37H24ZM54 38H55V37H54ZM84 38H85V37H84ZM84 38H82V39H84ZM100 38H101V37H100ZM114 38H115V37H114ZM114 38H113V39H114ZM134 38H135V37H134ZM156 38H157V37H156ZM160 38H161V37H160ZM176 38H177V37H176ZM176 38H175V39H176ZM206 38H208V37H206ZM206 38H205V40H206ZM222 38H223V37H222ZM232 38H233V37H232ZM1 39H2V38H1ZM1 39H0V40H1ZM11 39H12V38H11ZM30 39H31V38H30ZM30 39H29V40H30ZM38 39H39V37H38ZM51 39H52V38H51ZM92 39H93V37H92ZM135 39H136V38H135ZM145 39H146V38H145ZM153 39H154V38H153ZM158 39H159V37H158ZM162 39H163V38H162ZM177 39H178V38H177ZM177 39H176V40H177ZM180 39H181V38H180ZM215 39H216V38H215ZM219 39H220V38H218V40H219ZM224 39H225V38H224ZM19 40H20V39H19ZM31 40H32V39H31ZM84 40H85V39H84ZM90 40H91V39H90ZM95 40H96V38H95ZM99 40H100V39H99ZM105 40H106V39H105ZM107 40H108V39H107ZM116 40H117V38H116ZM119 40H120V39H119ZM123 40H124V39H123ZM128 40H129V38H128ZM148 40H149V38H148ZM155 40L157 41V39H155ZM163 40H164V39H163ZM165 40H167V39L165 38ZM17 41H18V40H17ZM32 41H33V40H32ZM44 41H45V40H44ZM55 41H56V40H55ZM80 41H81V40H80ZM92 41H93L92 43H94V45H95L94 40H92ZM109 41H110V38H109ZM126 41H127V40H126ZM137 41H138V40H136V42H137ZM158 41H159V40H158ZM202 41H204V40H202ZM206 41H207V40H206ZM237 41H238V40H237ZM11 42H12V41H11ZM14 42H15V41H14ZM19 42H20V41H19ZM21 42H23V41H21ZM62 42H60V43H62ZM85 42H86V41H85ZM85 42H84V43H85ZM97 42H98V41H97ZM105 42H106V41H105ZM127 42H128V41H127ZM136 42H135V43H136ZM163 42L165 43L166 41H163ZM167 42H168V41H167ZM177 42H178V41H177ZM177 42H176V43H177ZM212 42H213V41H212ZM218 42H219V41H218ZM234 42H235V41H234ZM5 43H6V42H5ZM9 43H10V42H9ZM47 43H48V42H47ZM79 43H80V42H79ZM100 43H101V42H100ZM106 43H107V42H106ZM121 43H122V42H121ZM159 43H160V42H159ZM181 43H182V42H181ZM203 43H204V42H203ZM227 43H228V42H227ZM240 43H242V42H240ZM17 44H18V43H17ZM22 44H23V43H22ZM22 44H20V45L22 46ZM39 44H40V43H39ZM39 44H38V45H39ZM77 44H78V43H77ZM102 44H103V43H101V45H102ZM104 44H105V43H104ZM104 44H103V45H104ZM111 44H112V43H111ZM131 44H132V42H131ZM144 44H145V46H146V43H144ZM148 44H149V42H148ZM150 44H151V42H150ZM171 44H172V43H171ZM179 44H180V43H179ZM205 44H209V43H205ZM205 44H203V45H205ZM215 44H216V43H215ZM232 44H233V42H232ZM2 45H3V44H2ZM9 45H10V44H9ZM13 45H15V43H14ZM13 45H12V46H13ZM20 45H18V46H20ZM25 45H26V44H25ZM31 45H32V44H31ZM41 45H42V44H41ZM47 45H48V44H47ZM47 45H46V46H47ZM82 45H84V44H82ZM85 45H86V44H85ZM108 45H109V44H108ZM135 45H136V44H135ZM135 45H134V46H135ZM153 45H155V43H154ZM174 45H176V44H174ZM199 45H200V44H199ZM234 45H235V44H234ZM36 46H37V45H36ZM36 46H35V47H36ZM57 46H58V45H57ZM65 46H66V45H65ZM68 46H69V45H68ZM88 46H89V45H88ZM92 46H93V45H92ZM96 46H97V45H96ZM111 46H113V45H111ZM111 46H110V47H111ZM121 46H122V45H121ZM130 46H131V45H130ZM148 46H149V45H148ZM151 46H152V45H151ZM157 46H159V45H157ZM169 46H170V45H169ZM201 46H202V45H201ZM205 46H206V45H205ZM220 46H221V45H220ZM240 46H241V45H240ZM38 47H39V46H38ZM74 47H75V45H74ZM86 47H87V46H86ZM113 47H114V46H113ZM142 47H143V45H142ZM167 47H168V45H167ZM177 47H178V46H177ZM203 47H204V46H203ZM203 47H202V48H203ZM33 48H34V47H33ZM41 48H42V47H41ZM41 48H39V50H40ZM54 48H55V47H54ZM54 48H53V49H54ZM56 48H57V47H56ZM59 48H60V47H59ZM69 48H70V47H69ZM93 48H94V47H93ZM98 48H99V47H98ZM101 48H102V47H101ZM114 48H116V47H114ZM117 48H118V47H117ZM132 48H133V47H132ZM132 48H131V50H132ZM139 48H140V47H139ZM153 48H155V47L153 46ZM175 48H176V46H175ZM188 48H189V47H188ZM199 48H200V47H199ZM213 48H215V47L213 46ZM10 49H12V48H10ZM10 49H9V50H10ZM21 49H22V48H21ZM23 49H24V48H23ZM34 49H35V48H34ZM42 49H43V48H42ZM42 49H41V50H42ZM51 49H52V48H51ZM63 49H64V48H63ZM80 49H81V48H80ZM89 49H90V48H89ZM99 49H100V48H99ZM119 49H120V48H119ZM128 49H129V48H128ZM136 49H137V48H136ZM147 49L149 50L150 48H147ZM158 49H159V48H158ZM185 49H187V47H186ZM189 49H190V48H189ZM203 49H204V48H203ZM203 49H200V51L203 50ZM230 49H231V48H230ZM234 49H235V48H234ZM240 49H241V48H240ZM240 49H239V51H240ZM25 50H26V49H25ZM31 50H32V49H31ZM57 50H58V49H57ZM78 50H79V49H78ZM95 50H96V49H95ZM107 50H108V49H107ZM141 50H143V49H141ZM163 50H164V49H163ZM177 50H178V49H177ZM181 50H182V48H181ZM183 50H184V49H183ZM191 50H192V48H191ZM208 50H209V49H208ZM213 50H214V49H213ZM217 50H218V49H217ZM227 50H228V49H227ZM236 50H237V49H236ZM13 51H14V50H13ZM54 51H55V50H54ZM71 51H72V50H71ZM71 51H69V52H71ZM96 51H97V50H96ZM96 51H95V52H96ZM102 51H103V50H102ZM109 51H111V49H109ZM117 51H118V50H117ZM133 51H134V50H133ZM135 51H136V50H135ZM167 51H168V50H167ZM170 51H171V50H170ZM184 51H185V50H184ZM194 51H195V50H194ZM244 51H245V50H244ZM250 51H251V50H250ZM28 52H29V51H28ZM58 52H59V51H58ZM66 52L68 53V51H66ZM77 52H78V51H77ZM77 52H76V53H77ZM81 52H82V51H81ZM81 52H80V53H81ZM83 52H84V51H83ZM83 52H82V54H83ZM89 52H90V51H89ZM138 52H139V51H138ZM146 52H147V51H146ZM146 52H145V53H146ZM148 52H149V51H148ZM165 52H166V51H165ZM181 52H182V51H181ZM24 53H26V52L24 51ZM36 53H37V52H36ZM38 53H39V52H38ZM71 53H72V52H71ZM85 53H86V52H85ZM85 53H84V54H85ZM97 53H98V52H97ZM101 53H102V52H101ZM115 53H116V52H115ZM117 53H118V52H117ZM117 53H116V55L118 56ZM122 53H123V51H122ZM132 53H133V52H132ZM132 53H131V55H132ZM140 53H141V52H140ZM143 53H144V52H143ZM149 53H150V52H149ZM175 53H176V52H175ZM195 53H196V52H195ZM216 53H217V52H216ZM219 53H220V52H219ZM246 53H247V52H246ZM46 54H47V53H46ZM61 54H62V53H61ZM72 54H74V53H72ZM93 54H94V53H93ZM93 54H92V55H93ZM102 54H103V53H102ZM107 54H108V53H107ZM123 54H124V53H123ZM184 54H185V53H184ZM184 54H183V55H184ZM186 54H187V53H186ZM202 54H203V53H202ZM224 54H225V53H224ZM237 54H238V53H237ZM237 54H236V55H237ZM240 54H241V53H240ZM2 55H3V54H2ZM13 55H14V54H13ZM19 55H20V54H19ZM39 55H41V54H39ZM50 55H51V54H50ZM114 55H115V54H114ZM119 55H120V54H119ZM136 55H138V54H136ZM143 55H144V54H143ZM143 55H142V56H143ZM177 55H178V54H177ZM180 55H181V53H180ZM183 55H182V56H183ZM212 55H213V54H212ZM43 56H44V55H43ZM72 56H73V55H72ZM87 56H88V55H87ZM94 56H95V55H94ZM127 56H128V55H127ZM127 56H126V57H127ZM172 56H173V55H172ZM190 56H191V54H190ZM193 56H194V55H193ZM214 56H215V55H214ZM214 56H213V57H214ZM223 56H224V55H223ZM238 56H239V55H238ZM251 56H252V55H251ZM17 57H18V56H17ZM23 57H24V56H23ZM51 57H52V56H51ZM59 57H60V56H59ZM96 57H97V55H96ZM103 57H104V56H103ZM103 57H102V58H103ZM109 57H111V56H109ZM113 57H114V56H113ZM146 57H148V56H146ZM187 57H188V56H187ZM191 57H192V56H191ZM196 57H198V56H196ZM244 57H245V56H244ZM9 58H10V57H9ZM34 58H35V57H34ZM55 58H56V57H55ZM92 58H93V56H92ZM180 58L182 59L181 56H180ZM180 58H179V60H180ZM203 58H204V56H203ZM205 58H206V57H205ZM222 58H223V57H222ZM236 58H237V56H236ZM250 58H252V57H250ZM14 59H15V58H14ZM35 59H36V58H35ZM35 59H34V60H35ZM42 59H43V58H42ZM44 59H45V58H44ZM56 59H57V58H56ZM58 59H59V58H58ZM71 59H72V57H71ZM90 59H91V58H90ZM90 59H88V58L85 57V56H82V57H81V55H79V54L77 55V54H76V55L74 56V64H76L78 67H79V66H83V65H87V64H90ZM94 59H95V58H94ZM107 59H108V58H107ZM115 59H116V58H115ZM115 59H114V60H115ZM136 59H138V58H136ZM191 59H193V58H191ZM199 59H200V58H199ZM215 59H216V58H215ZM226 59H227V58H226ZM252 59H253V58H252ZM25 60H26V59H25ZM67 60H68V59H67ZM72 60H73V59H72ZM96 60H97V59H96ZM100 60H101V59H100ZM105 60H106V59H104V62H105ZM109 60H110V59H109ZM152 60H153V59H152ZM186 60H187V59H186ZM205 60H206V59H205ZM207 60H208V59H207ZM207 60H206V61H207ZM221 60H222V59H221ZM243 60H244V59H243ZM1 61H2V60H1ZM3 61H4V60H3ZM7 61H8V60H7ZM9 61H10V60H9ZM47 61H48V60H47ZM49 61H50V60H49ZM54 61H55V60H54ZM56 61H57V60H56ZM56 61H55V62H56ZM64 61H65V60H64ZM133 61H134V60H132V62H133ZM139 61H140V60H139ZM143 61H144V60H143ZM159 61H160V60H159ZM161 61H163V60H161ZM206 61H205V63H206ZM208 61H209V60H208ZM211 61H212V60H211ZM235 61H236V60H235ZM235 61H234V62H235ZM238 61H239V60H238ZM258 61H259V60H258ZM13 62H14V61H13ZM29 62H30V60H29ZM40 62H41V60H40ZM94 62H95V61H94ZM102 62H103V61H102ZM116 62H118V61H116ZM136 62H137V61H136ZM141 62H142V61H141ZM141 62H139V63H141ZM154 62H155V61H154ZM179 62H180V61H179ZM223 62H224V61H223ZM231 62H232V61H231ZM240 62H241V60H240ZM247 62H248V61H247ZM252 62H253V61H252ZM256 62H257V61H256ZM20 63H21V62H20ZM100 63H101V62H100ZM106 63H107V62H106ZM108 63H109V62H108ZM111 63H112V62H111ZM111 63H109V65H110ZM120 63H121V61H120ZM123 63H124V60H123ZM123 63H121V65H122ZM130 63H131V62H130ZM133 63H134V62H133ZM142 63L144 64V62H142ZM142 63H141V64H142ZM149 63H150V61H149ZM165 63H166V62H165ZM184 63H185V62H184ZM188 63H189V62H188ZM190 63H191V62H190ZM196 63H197V62H196ZM207 63H208V62H207ZM210 63H211V62H210ZM216 63H217V62H216ZM228 63H229V62H228ZM243 63H244V62H243ZM245 63H246V61H245ZM8 64H9V63H8ZM14 64H16V63H14ZM28 64H29V63H28ZM30 64H31V63H30ZM36 64H37V63H36ZM56 64H57V63H56ZM56 64H55V65H56ZM70 64H71V63H70ZM92 64H93V63H92ZM95 64H96V63H95ZM147 64H148V63H147ZM154 64H156V63H154ZM158 64H159V63H158ZM162 64H163V63H162ZM168 64H169V63H168ZM198 64H199V63H198ZM198 64H197V65H198ZM200 64H201V63H200ZM222 64H223V63H222ZM225 64H226V63H225ZM238 64H239V63H238ZM241 64H242V63H241ZM249 64H250V63H249ZM10 65H11V64H10ZM10 65H9V66H10ZM20 65H21V64H20ZM22 65H23V63H22ZM50 65H51V64H50ZM53 65H54V64H53ZM53 65H52V66H53ZM61 65H62V64H61ZM68 65H69V64H68ZM103 65H104V64H103ZM123 65H124V64H123ZM139 65H140V64H139ZM160 65H161V64H160ZM163 65H164V64H163ZM182 65H183V64H182ZM209 65H211V64H209ZM215 65H216V64H215ZM223 65H224V64H223ZM234 65H235V64H234ZM247 65H248V64H247ZM247 65H246V66H247ZM33 66H34V65H33ZM52 66H51V67H52ZM64 66H65V65H64ZM64 66H63V67H64ZM66 66H67V64H66ZM70 66H71V65H70ZM70 66H68V68H69ZM104 66H105V65H104ZM111 66H112V65H111ZM114 66H116V65H114ZM124 66H126V65H124ZM164 66H165V65H164ZM168 66H169V65H167V67H168ZM175 66H176V65H175ZM192 66H193V65H192ZM205 66H206V65H205ZM227 66H228V65H227ZM227 66H226V67H227ZM236 66H237V65H236ZM239 66H240V65H239ZM249 66L251 67L252 65H249ZM254 66H255V65H254ZM22 67H23V66H22ZM51 67H50V68H51ZM54 67H55V66H54ZM54 67H52V68H54ZM57 67H58V66H57ZM78 67H77V68H78ZM87 67H89V66H87ZM112 67H113V66H112ZM129 67H131V64H130ZM129 67H128V68H129ZM135 67H136V66H135ZM141 67H142V66H141ZM159 67H160V66H159ZM216 67H218V66H216ZM223 67H224V66H223ZM230 67H231V66H230ZM3 68H4V66H3ZM6 68H7V67H6ZM6 68H5L4 71H6V70L8 69V68H7V69H6ZM19 68H20V67H19ZM42 68H43V67H42ZM68 68H66V69H68ZM73 68H74V66H73ZM73 68H71V69H73ZM84 68H85V67H84ZM123 68H124V67H123ZM123 68H122V69H123ZM144 68H145V67H144ZM181 68H182V67H181ZM193 68H194V67H193ZM206 68H207V67H206ZM212 68H214V67H212ZM224 68H225V67H224ZM228 68H229V67H228ZM26 69H27V68H26ZM33 69H34V68H33ZM44 69H45V68H44ZM60 69H61V68H60ZM62 69H63V68H62ZM101 69H102V67H101ZM104 69H105V68H104ZM129 69H130V68H129ZM153 69H155V68H153ZM159 69L162 70V68H158V71H160ZM163 69L165 70V68H163ZM185 69H186V68H185ZM199 69H200V68H199ZM216 69H217V68H216ZM244 69H245V68H244ZM263 69H264V68H263ZM16 70H17V69H16ZM22 70H24V68H23ZM27 70H28V69H27ZM34 70H35V69H34ZM57 70H58V69H57ZM64 70H65V69H64ZM74 70H75V69H74ZM80 70H81V68H80ZM82 70H83V69H82ZM89 70H90L89 73L93 72V70H92V66H91V68L89 67ZM102 70H103V69H102ZM106 70H108V69L106 68ZM111 70H112V68H111ZM113 70H114V67H113ZM134 70H135V69H134ZM137 70H138V69H137ZM156 70H157V68H156ZM190 70H191V69H190ZM197 70H198V68H197ZM234 70H235V68L233 69V71H234ZM239 70H240V69H239ZM10 71H11V70H10ZM35 71H36V70H35ZM38 71H39V70H38ZM44 71H45V70H44ZM49 71H50V70H49ZM75 71H77V70H75ZM75 71H74V72H75ZM96 71H97V70H96ZM98 71H99V70H98ZM108 71H109V70H108ZM132 71H133V70H132ZM140 71H141V68H140ZM177 71H179V70H177ZM182 71H183V69H182ZM219 71H221L220 68H219ZM245 71H246V70H245ZM259 71H260V70H259ZM7 72H9V71H7ZM25 72H26V70H25ZM36 72H37V71H36ZM51 72H52V70H51ZM60 72H61V71H60ZM87 72H88V71H86V73H87ZM113 72H114V71H113ZM119 72H120V71H119ZM119 72H118V73H119ZM149 72H150V71H149ZM164 72H166V71H164ZM194 72H195V71H194ZM194 72H193V73H194ZM197 72H198V71H197ZM199 72H201V71H199ZM202 72H203V70H202ZM202 72H201V73H202ZM229 72H230V71H229ZM251 72H252V71H251ZM253 72H254V71H253ZM32 73H33V72H32ZM39 73H40V72H39ZM58 73H59V72H58ZM58 73H57V74H58ZM61 73H62V72H61ZM76 73H78V72H76ZM76 73H75V74H76ZM82 73H83V72H82ZM95 73H97V72H95ZM109 73H110V71H109ZM114 73L117 74V72H114ZM114 73H113V74H114ZM121 73H123V72H121ZM125 73H126V71H125ZM135 73H136V71H135ZM167 73H168V72H167ZM173 73L175 74V72H173ZM186 73H187V72H186ZM201 73H200V74H201ZM207 73H208V72H207ZM219 73H220V72H219ZM225 73H226V72H225ZM225 73H224V74H225ZM233 73H234V72H233ZM2 74H3V73H2ZM7 74H8V73H7ZM16 74H17V72H16ZM18 74H19V73H18ZM23 74H24V73H23ZM25 74H26V73H25ZM28 74H29V73H28ZM30 74H31V73H30ZM34 74H35V73H34ZM63 74H64V73H63ZM78 74H79V73H78ZM99 74H100V73H99ZM104 74H105V73H104ZM136 74H137V73H136ZM178 74H179V73H178ZM196 74H197V73H196ZM203 74H204V72H203ZM203 74H201V75H203ZM229 74H230V73H229ZM19 75H20V74H19ZM21 75H22V74H21ZM66 75H67V74H66ZM69 75H70V74H69ZM73 75H74V74H73ZM86 75H87V74H86ZM88 75H89V74H88ZM97 75H98V74H97ZM111 75H112V74H111ZM114 75H115V74H114ZM121 75H122V74H121ZM126 75H127V74H126ZM133 75H134V74H133ZM158 75H159V74H158ZM158 75H157V76H158ZM160 75H162V74H160ZM175 75H176V74H175ZM197 75H198V74H197ZM213 75H214V73H213ZM213 75H212V76H213ZM227 75H228V74H227ZM232 75H233V74H232ZM235 75H236V74H235ZM263 75H264V74H263ZM1 76H2V75H1ZM1 76H0V77H1ZM12 76H13V75H11V77H12ZM67 76H68V75H67ZM71 76H72V75H71ZM80 76H81V75H79V77H80ZM84 76H85V75H84ZM91 76H92V73H91ZM91 76H90V77H91ZM150 76H151V75H150ZM210 76H211V75H210ZM212 76H211V77H212ZM222 76H223V75H222ZM15 77H16V76H15ZM15 77H14V78H15ZM30 77H31V76H30ZM32 77H33V76H32ZM39 77H40V76H39ZM45 77H46V76H45ZM45 77H44V78H45ZM53 77H54V76H53ZM85 77H86V76H85ZM108 77H109V76H107V79H108ZM147 77H148V76H147ZM160 77H161V76H160ZM160 77H159V78H160ZM165 77H166V76H165ZM165 77H164V78H165ZM181 77H182V76H181ZM203 77H204V76H203ZM218 77H219V76H218ZM236 77H237V76H236ZM16 78H17V77H16ZM42 78H43V77H42ZM65 78H66V77H65ZM74 78H75V76H74ZM86 78H87V77H86ZM88 78H89V77H88ZM93 78H94V77H93ZM93 78H92V81L94 82V79H93ZM103 78H105V75L103 76ZM126 78H127V77H126ZM134 78H137V81H138V79H140V77L138 78V77H136V76H134ZM152 78H154V76H153ZM159 78L157 77V79H159ZM166 78H167V77H166ZM187 78H189V77H187ZM212 78H213V77H212ZM225 78H226V77H225ZM227 78H228V76H227ZM227 78H226V80H227ZM237 78H238V77H237ZM241 78H242V76H241ZM245 78H246V77H245ZM245 78H243V79L245 80ZM8 79H10V78L8 77ZM12 79H13V78H12ZM32 79H33V78H32ZM61 79H62V78H61ZM76 79H78V77H77ZM79 79H80V78H79ZM97 79H98V78H97ZM132 79H133V78H132ZM145 79H146V77H145ZM160 79H161V78H160ZM168 79H169V78H168ZM170 79H171V78H170ZM174 79H175V77H174ZM220 79H221V78H220ZM234 79H235V78H234ZM30 80H31V79H30ZM33 80H34V79H33ZM35 80H36V79H35ZM37 80H38V79H37ZM43 80H44V79H43ZM54 80H55V79H54ZM57 80H58V79H57ZM69 80H70V79H69ZM129 80H130V79H129ZM141 80H142V79H141ZM172 80H173V79H172ZM186 80H187V79H186ZM199 80H200V79H199ZM202 80H203V79H202ZM202 80H201V81H202ZM204 80H205V78H204ZM215 80H216V79H215ZM239 80H240V79H239ZM246 80H247V79H246ZM4 81H5V80H4ZM7 81H8V80H7ZM22 81H23V79H22ZM38 81H39V80H38ZM44 81H45V80H44ZM48 81H49V80H48ZM59 81H60V80H59ZM71 81H72V80H71ZM74 81H75V80H73V82H74ZM80 81H81V79H80ZM87 81H89V80H87ZM90 81H91V80H90ZM90 81H89V82H90ZM92 81H91V82H92ZM96 81H97V80H96ZM96 81H95V82H96ZM103 81H105V80H103ZM106 81H107V80H106ZM112 81H113V80H112ZM117 81H118V80H117ZM147 81H148V80H147ZM153 81H154V79H153ZM158 81H159V80H158ZM233 81H234V80H233ZM242 81H243V80H242ZM13 82H14V81H13ZM45 82H47V80H46ZM66 82H67V81H66ZM73 82H72V83H73ZM81 82H82V81H81ZM84 82H85V81H84ZM127 82H129V81H127ZM130 82H131V81H130ZM134 82H135V80H134ZM150 82H151V81H150ZM168 82H169V81H168ZM170 82H171V81H170ZM170 82H169V83H170ZM178 82H179V81H178ZM185 82H186V81H185ZM187 82H188V80H187ZM220 82H221V80H220ZM220 82H219V83H220ZM222 82H223V81H222ZM234 82H235V81H234ZM236 82H237V81H236ZM239 82H240V81H239ZM239 82H238V83H239ZM7 83H8L9 85H12V87L14 86V85L12 84V82H10V80H9V82H7ZM27 83H29V82H27ZM37 83H38V82H37ZM37 83H36V84H37ZM40 83H41V82H40ZM43 83H44V82H43ZM101 83H103V82H101ZM107 83H108V82H107ZM154 83H156V82L154 81ZM163 83H164V82H163ZM200 83H201V82H199V84H200ZM214 83H215V82H214ZM217 83H218V81H217ZM225 83H226V82H225ZM240 83H241V82H240ZM3 84H4V83H3ZM5 84H6V83H5ZM50 84H51V83H50ZM68 84H69V83H68ZM93 84H94V83H93ZM114 84H115V83H114ZM132 84H133V83H132ZM132 84H131V86L133 87ZM139 84H140V83H139ZM142 84H143V83H142ZM150 84H151V83H150ZM156 84H158V83H156ZM187 84H188V83H187ZM190 84H191V83H190ZM215 84H216V83H215ZM236 84H237V83H236ZM248 84H249V83H248ZM9 85L6 86V88L0 89V94H3V95H4L3 97H6L5 95L9 93V90H12V87H10ZM39 85H40V84H39ZM42 85H43V84H42ZM42 85H41V89H42ZM46 85H47V84H46ZM48 85H49V83H48ZM75 85H76V84H75ZM82 85H83V84H82ZM95 85H97V84H95ZM100 85H101V84H100ZM108 85H109V84H108ZM143 85H144V84H143ZM168 85H169V84H168ZM175 85H176V84H175ZM191 85H192V84H191ZM237 85H238V84H237ZM237 85H236V86H237ZM26 86H27V85H26ZM52 86H53V85H52ZM60 86H61V85H60ZM72 86H73V85H72ZM102 86H103L102 88L105 87L104 84H103ZM145 86H146V85H145ZM147 86H148V85H147ZM155 86H156V85H155ZM183 86H184V85H183ZM205 86H206V84H205ZM207 86H208V85H207ZM217 86H218V84H217ZM222 86H223V85H222ZM241 86H242V85H241ZM15 87H16V86H15ZM24 87H25V86H24ZM66 87H67V86H66ZM69 87H70V86H69ZM75 87H76V86H75ZM81 87H82V86H81ZM84 87H85V86H84ZM86 87H87V86H86ZM89 87H91V86L89 85ZM96 87H97V86H96ZM98 87H99V86H98ZM98 87H97V88H98ZM116 87H117V84H116ZM162 87H163V86H162ZM179 87H180V85H179ZM228 87H230V86H228ZM237 87H238V86H237ZM248 87H249V86H248ZM27 88H28V87H27ZM27 88H26V89H27ZM46 88H47V87H46ZM72 88L74 89V87H72ZM94 88H95V86H94ZM120 88H121V87H120ZM137 88H138V87H137ZM186 88H188V87L186 86ZM189 88H190V87H189ZM189 88H188V90H189ZM212 88H213V87H212ZM216 88H217V87H216ZM220 88H221V86H220ZM241 88H242V87H241ZM243 88L245 89V87H243ZM249 88H250V87H249ZM26 89H25V90H26ZM50 89H51V87H50ZM50 89H49V90H50ZM53 89H54V88H53ZM57 89H58V87H57ZM66 89H67V88H66ZM87 89H88V88H87ZM98 89H100V88H98ZM109 89H110V88H109ZM116 89H117V88H116ZM153 89H154V87H153ZM157 89H158V88H157ZM157 89H156V90H157ZM163 89H164V88H163ZM174 89H175V88H174ZM213 89H214V88H213ZM222 89H223V88H222ZM247 89H248V88H247ZM254 89H255V86H254ZM13 90H14V89H13ZM32 90H33V89H31L30 91H32ZM69 90H70V89H69ZM69 90H68V91H69ZM135 90H136V89H135ZM138 90H140V89H138ZM179 90H180V89H179ZM179 90H178V91H179ZM197 90H198V89H197ZM216 90H217V89H216ZM225 90H226V89H225ZM231 90H234V89H231ZM235 90H236V89H235ZM18 91H19V90H18ZM66 91H67V90H66ZM87 91H88V90H87ZM98 91H99V90H98ZM109 91H110V90H109ZM116 91H117V90H116ZM143 91H144V90H143ZM167 91H168V90H167ZM170 91H171V90H170ZM218 91H219V90H218ZM236 91H237V90H236ZM238 91L240 92V90H238ZM243 91H244V90H243ZM252 91H253V90H252ZM11 92H12V91H11ZM11 92H10V93H11ZM24 92H25V91H24ZM33 92H34V91H33ZM48 92H49V91H48ZM48 92H47V93H48ZM104 92H105V90H104ZM144 92H145V91H144ZM159 92H160V91H159ZM181 92H182V91H181ZM185 92H186V91H185ZM193 92H195V91H193ZM201 92H202V90H201ZM204 92L207 93V95H208V93H209V92H206V91H204ZM223 92H224V91H223ZM225 92H226V91H225ZM12 93H13V92H12ZM27 93H28V92H27ZM47 93H46V94H47ZM52 93H53V92H52ZM76 93L79 94L78 91H76ZM118 93H119V92H118ZM174 93H175V92H174ZM189 93H190V92H189ZM195 93H196V92H195ZM195 93H194V94H195ZM240 93H241V92H240ZM240 93H239V94H240ZM34 94H35V93H34ZM34 94H33V95H34ZM48 94H49V93H48ZM53 94H54V93H53ZM73 94H74V92H73ZM95 94H96V93H95ZM116 94H117V92H116ZM153 94H154V93H153ZM153 94H152V96H153ZM171 94H172V93H171ZM171 94H170V95H171ZM217 94H218V93H217ZM219 94H220V93H219ZM231 94H232V93H231ZM235 94H237V93L235 92ZM12 95H13V94H12ZM23 95H24V94H23ZM37 95H38V94H37ZM51 95H52V94H51ZM58 95H60L59 92H58ZM67 95L69 96V94H67ZM74 95H75V94H74ZM93 95H94V94H93ZM133 95H135L134 92H133ZM145 95H147V94H145ZM161 95H162V94H161ZM166 95H167V94H166ZM172 95H173V94H172ZM172 95H171V96H172ZM183 95H184V94H183ZM211 95H212V94H211ZM225 95H227V94H225ZM232 95H233V94H232ZM237 95H238V94H237ZM24 96H25V95H24ZM75 96H76V95H75ZM79 96H80V95H79ZM102 96H104V95H102ZM120 96H121V95H119V97H120ZM188 96H189V95H188ZM203 96H204V95H203ZM220 96H221V95H220ZM7 97H8V96H7ZM10 97H11V96H10ZM39 97H40V96H39ZM39 97H38V98H39ZM59 97H60V96H59ZM61 97H62V96H61ZM63 97H64V96H63ZM73 97H74V96H73ZM97 97H98V95H97ZM109 97H110V96H109ZM149 97H150V96H149ZM161 97H162V96H161ZM167 97H168V96H167ZM183 97H184V96H182V99H183ZM189 97H190V96H189ZM192 97H194V96H192ZM196 97H197V96H196ZM208 97H209V96H208ZM217 97H218V96H217ZM226 97H227V96H226ZM226 97H225V98H226ZM251 97H253V96H251ZM13 98H14V97H13ZM16 98H17V96L15 97V99H16ZM19 98H20V97H19ZM21 98H22V97H21ZM27 98H28V97H27ZM41 98H42V97H41ZM43 98H44V97H43ZM56 98H57V97H56ZM65 98H66V97H65ZM78 98H79V97H78ZM85 98H87V97H85ZM103 98H104V97H103ZM112 98H113V96H112ZM121 98H122V97H121ZM135 98H136V97H135ZM159 98H160V97H159ZM159 98H158V99H159ZM162 98H163V97H162ZM168 98H170V97H168ZM172 98H173V97H172ZM175 98H176V97H175ZM213 98H214V97H213ZM235 98H236V97H235ZM238 98H239V97H238ZM254 98H255V97H254ZM0 99H1V98H0ZM50 99H51V97H50ZM54 99H55V98H54ZM71 99H72V97H71ZM114 99H115V98H113V100H114ZM137 99H138V98H137ZM164 99H166V98H164ZM194 99H195V98H194ZM200 99H201V98H200ZM206 99H208V98L206 97L205 100H206ZM226 99H227V98H226ZM232 99H233V98H232ZM262 99H263V98H262ZM7 100H8V99L6 98V100H5L6 103H7ZM9 100H10V99H9ZM11 100H13V99H11ZM18 100H20V99H18ZM34 100H35V99H34ZM36 100H37V99H36ZM58 100H59V98H58ZM63 100H64V99H63ZM65 100H66V99H65ZM97 100H99V99H97ZM141 100H142V99H141ZM180 100H181V99H180ZM183 100H184V99H183ZM203 100H204V99H203ZM237 100H238V99H237ZM239 100H241V99H239ZM259 100H260V99H259ZM1 101H3V98H2ZM22 101H23V98H22ZM47 101H48V100H47ZM95 101H96V100H95ZM107 101H109V100H107ZM107 101H106V102H107ZM151 101H152V100H151ZM168 101H171V100H168ZM172 101H173V99H172ZM172 101H171V102H172ZM175 101H177V99H175ZM191 101H192V100H191ZM194 101H195V100H194ZM197 101H198V100H197ZM208 101H210V100L208 99ZM234 101H235V100H234ZM257 101H258V100H257ZM23 102H24V101H23ZM28 102H29V101H28ZM30 102H31V101H30ZM34 102H35V101H34ZM59 102H60V101H59ZM65 102H66V101H65ZM81 102H83V101H81ZM81 102H80V103H81ZM98 102L100 103V101H98ZM112 102H113V101H112ZM185 102H186V101H185ZM200 102H201V101H200ZM202 102H203V101H202ZM211 102H212V100H211ZM232 102H233V100H232ZM20 103H21V101H20ZM38 103H39V102H38ZM38 103H37V104H38ZM70 103H71V102H70ZM102 103H103V102H102ZM141 103H142V102H140V104H141ZM152 103H154V102L152 101ZM156 103H157V101H156ZM158 103H159V102H158ZM163 103H164V104H167V103L164 102V101H163ZM163 103H162V104H163ZM175 103H176V102H175ZM179 103H180V102H179ZM219 103H220V102H219ZM219 103H218V104H219ZM224 103H225V102H224ZM226 103H227V102H226ZM235 103H236V102H235ZM4 104H5V103H4ZM29 104H31V103H29ZM50 104H51V103H50ZM72 104H73V103H72ZM82 104H83V103H82ZM113 104H114V103H113ZM113 104H112V105H113ZM193 104H195V103H193ZM198 104H199V103H198ZM220 104H221V103H220ZM229 104H230V103H229ZM12 105H13V104H12ZM23 105H25V104H23ZM26 105H27V104H26ZM74 105H75V104H74ZM89 105H90V104H89ZM98 105H99V104H98ZM128 105H129V104H128ZM159 105H160V104H159ZM168 105H169V104H168ZM175 105H176V104H175ZM175 105H174V106H175ZM179 105H180V104H179ZM183 105H185V104H183ZM209 105H210V104H209ZM212 105H213V104H212ZM216 105H217V104H216ZM223 105H224V104H223ZM260 105H261V103H260ZM1 106L3 107V105H1ZM33 106L35 107V104H34ZM46 106H47V105H46ZM46 106H44V107H46ZM49 106H50V105H49ZM55 106H56V105H55ZM57 106H59V105H57ZM61 106H62V105H61ZM70 106H71V105H70ZM78 106L81 107L80 105H78ZM82 106H83V105H82ZM96 106H97V104H96ZM109 106H110V105H109ZM117 106H119V105H117ZM130 106H131V105H130ZM133 106H134V105H133ZM133 106H132V107H133ZM135 106H137V105H135ZM143 106H144V105H143ZM171 106H172V105H171ZM185 106H186V105H185ZM193 106H194V105H193ZM199 106H200V105H199ZM202 106H203V104H202ZM205 106H206V105H205ZM220 106H221V105H220ZM220 106H218V107H220ZM248 106H249V105H248ZM2 107H1V110H2ZM7 107H8V105H7ZM21 107H22V103H21ZM29 107H30V105H29ZM38 107H40V106H38ZM64 107H65V106H64ZM76 107H77V106H76ZM93 107H94V105H93ZM104 107H105V106H104ZM146 107H147V106H146ZM146 107H145V108H146ZM153 107H154V106H153ZM196 107H198V106H196ZM200 107H201V106H200ZM206 107H207V106H206ZM206 107H205V108H206ZM210 107H211V106H210ZM214 107H215V106H214ZM222 107H223V106H222ZM227 107H228V106H227ZM229 107H231V106H229ZM245 107L247 108V106H245ZM11 108H13V107H11ZM62 108H63V107H62ZM68 108H69V107H68ZM82 108H83V107H82ZM91 108H92V106H91ZM91 108H90V109H91ZM120 108H121V107H120ZM139 108H140V107H139ZM158 108H159V107H158ZM172 108H173V107H172ZM172 108H170V109L172 110ZM184 108H185V107H184ZM193 108H194V107H193ZM198 108H199V107H198ZM203 108H204V106H203ZM225 108H226V107H225ZM3 109H4V108H3ZM8 109H9V108H8ZM19 109H20V108H19ZM24 109H25V108H24ZM34 109H35V108H34ZM37 109H38V108H37ZM50 109H51V108H50ZM57 109H58V108H57ZM76 109H77V108H76ZM83 109H86L85 106H84ZM94 109H95V107H94ZM94 109H93V110H94ZM99 109H100V108H99ZM155 109H156V108H155ZM162 109H163V108H162ZM168 109H169V107H168ZM170 109H169V110H170ZM194 109H195V108H194ZM200 109H201V108H200ZM207 109H208V108H207ZM220 109H221V108H220ZM1 110H0V111H1ZM12 110H13V109H12ZM22 110H23V109H22ZM30 110H31V107H30ZM44 110H45V109H44ZM47 110H48V109H47ZM52 110H53V109H52ZM74 110H75V109H74ZM81 110H82V109H81ZM108 110H109V109H107V111H105V112H108ZM132 110H133V109H132ZM134 110H135V109H134ZM142 110H143V109H142ZM158 110H159V109H158ZM181 110H182V109H181ZM196 110H197V109H196ZM17 111H18V110H17ZM23 111H25V110H23ZM40 111H41V110H40ZM40 111H39V112H40ZM60 111H61V110H60ZM66 111H67V110H66ZM76 111H77V110H76ZM99 111H100V110H99ZM101 111H102V110H101ZM110 111H111V110H110ZM136 111H137V110H136ZM177 111L179 112L178 108H177ZM202 111H203V110H202ZM223 111H224V110H223ZM245 111H246V109H245ZM8 112H9V111H8ZM14 112H16V111H14ZM18 112H20V111H18ZM37 112H38V111H37ZM49 112H50V111H49ZM51 112H52V111H51ZM53 112H55V110H54ZM81 112H82V111H81ZM81 112H80V113H81ZM95 112H96V111H95ZM119 112H120V111H119ZM119 112H118V113H119ZM124 112H125V111H124ZM124 112H123V113H124ZM144 112H146V111L144 110ZM149 112H151V111H149ZM193 112H194V111H193ZM200 112H201V111H200ZM203 112H204V111H203ZM211 112H213V111H211ZM217 112H218V111H217ZM1 113H2V112H1ZM3 113H5V112H3ZM16 113H17V112H16ZM20 113H21V112H20ZM20 113H19V114H20ZM24 113H25V112H24ZM58 113H59V112H58ZM65 113H67V112H65ZM80 113H79V114H80ZM90 113L92 114V112H90ZM90 113H89V114H90ZM108 113H109V112H108ZM120 113H121V112H120ZM125 113H127V112H125ZM182 113H183V112H182ZM185 113H187V112H185ZM215 113H216V112H214V114H215ZM236 113H237V112H236ZM247 113H248V112H247ZM247 113H246V114H247ZM40 114H41V113H40ZM43 114H44V113H43ZM56 114H57V113H56ZM91 114H90V115H91ZM98 114H99V113H98ZM98 114H97V116L99 117L100 114H99V115H98ZM106 114H107V113H106ZM121 114H122V113H121ZM129 114H130V113H129ZM132 114H134V113H132ZM132 114H131V115H132ZM140 114H141V113H140ZM188 114H189V113H188ZM197 114H198V113H197ZM203 114H204V113H203ZM203 114H202V115H203ZM207 114H210V113H207ZM244 114H245V113H244ZM246 114H245V115H246ZM4 115H6V114H4ZM9 115H11V114H9ZM12 115H13V114H12ZM12 115H11V116H12ZM16 115H17V114H16ZM16 115H15V116H16ZM25 115H26V114H25ZM25 115H24V116H25ZM27 115H29L28 112H27ZM49 115H50V114H49ZM51 115H52V113H51ZM68 115H69V114H68ZM68 115H67V116H68ZM71 115H72V114H71ZM115 115H116V114H115ZM125 115H126V114H125ZM134 115H135V114H134ZM137 115H138V114H137ZM164 115H165V114H164ZM215 115H217V114H215ZM215 115H214V116H215ZM21 116H22V114H21ZM30 116H31V115H30ZM33 116H34V115H33ZM40 116H41V115H40ZM57 116H58V115H57ZM75 116H76V115H75ZM77 116H78V115H77ZM102 116H103V115H102ZM106 116H107V115H106ZM111 116H112V114H111ZM120 116H121V115H120ZM143 116H144V115H143ZM154 116H155V115H154ZM158 116H159V115H158ZM190 116H191V115H190ZM195 116H196V113H195ZM197 116H198V115H197ZM217 116H218V115H217ZM46 117H47V116H46ZM58 117H59V116H58ZM68 117H69V116H68ZM90 117H92V116H90ZM104 117H105V116H104ZM104 117H103V121H104ZM192 117H193V116H192ZM205 117H206V116H205ZM243 117H244V116H243ZM7 118H8V117H7ZM9 118H10V117H9ZM27 118H28V117H27ZM30 118H31V117H30ZM35 118H36V117H35ZM50 118H51V117H50ZM56 118H57V117H56ZM60 118H61V117H60ZM63 118H64V117H63ZM79 118H80V116H79ZM83 118H84V116H83ZM93 118H94V116H93ZM118 118H119V117H118ZM120 118H122V117H120ZM141 118H142V117H141ZM141 118H140V119H141ZM155 118H156V117H155ZM167 118H168V117H167ZM197 118H198V117H197ZM203 118H204V117H203ZM207 118H208V117H207ZM207 118H206V119H207ZM221 118H222V117H221ZM10 119H11V118H10ZM17 119H18V118H17ZM51 119H52V118H51ZM65 119H66V117H65ZM70 119H71V118H70ZM113 119H114V118H113ZM130 119H131V118H130ZM165 119H166V118H165ZM165 119H164V120H165ZM189 119H190V118H189ZM204 119H205V118H204ZM30 120H31V119H30ZM56 120H57V119H56ZM56 120H55V121H56ZM58 120H59V119H58ZM87 120H88V118H87ZM99 120H100V119H99ZM109 120H110V119H109ZM128 120H129V119H128ZM143 120H144V119H143ZM147 120H148V119H147ZM157 120H158V119H157ZM168 120H169V119H168ZM175 120H178V119L176 118ZM182 120H183V119H182ZM196 120H197V119H196ZM212 120H213V119H212ZM216 120H217V119H216ZM0 121H1V120H0ZM4 121H5V120H4ZM11 121H12V119H11ZM13 121H14V120H13ZM15 121H16V120H15ZM20 121H21V120H20ZM31 121L33 122V120H31ZM31 121H30V123H31ZM40 121H41V120H40ZM43 121H44V120H43ZM48 121H49V120H48ZM50 121H51V120H50ZM53 121H54V120H53ZM53 121H51V122H53ZM65 121H66V120H65ZM97 121H98V119L96 120V122H97ZM114 121H115V120H114ZM124 121H125V120H124ZM150 121H151V120H150ZM169 121H170V120H169ZM178 121H179V120H178ZM194 121H195V119H194ZM204 121H206V120H204ZM204 121H203V122H204ZM41 122H42V121H41ZM51 122H50V123H51ZM56 122H57L56 124H58V121H56ZM59 122H60V121H59ZM63 122H64V121H63ZM72 122H73V121H72ZM90 122H91V121H90ZM98 122H99V121H98ZM104 122H105V121H104ZM106 122H107V120H106ZM131 122H132V121H131ZM144 122H145V121H144ZM157 122H158V121H157ZM157 122H156V123H157ZM0 123H1V122H0ZM24 123L26 124V122H24ZM34 123H35V122H34ZM75 123H76V122H75ZM85 123H87V122H85ZM88 123H89V122H88ZM116 123H117V122H116ZM116 123H115V124H116ZM127 123H128V122H127ZM141 123H143V122H140V125H141ZM147 123H148V122H147ZM147 123H146V124H147ZM159 123H160V122H159ZM183 123H185V122H183ZM190 123H191V122H190ZM198 123L200 124L201 122L199 121ZM209 123H210V122H209ZM7 124H8V123H7ZM14 124H15V122H14ZM25 124H24V125H25ZM41 124H42V123H41ZM54 124H55V122H54ZM61 124H62V122H61ZM89 124H90V123H89ZM179 124H180V122H179ZM179 124H178V125H179ZM20 125H21V124H20ZM24 125H23V126H24ZM28 125H29V124H28ZM37 125H38V124H37ZM43 125H44V124H43ZM47 125H48V124H47ZM58 125H60V124H58ZM76 125H77V123H76ZM102 125H103V123H102ZM162 125H163V124H162ZM166 125H167V123H166ZM168 125H169V124H168ZM178 125H177V126H178ZM187 125H188V124H186V126H187ZM202 125H203V124H202ZM11 126H12V125H11ZM15 126H16V125H15ZM18 126H19V125H18ZM18 126H17V127H18ZM25 126H27V124H26ZM25 126H24V127H25ZM71 126H73V124H72ZM96 126H97V125H96ZM116 126H117V125H116ZM123 126H124V125H123ZM130 126H131V124H130ZM197 126H198V125H197ZM204 126H205V125H204ZM27 127H28V126H27ZM27 127H26V128H27ZM38 127H39V126H38ZM49 127H50V126H49ZM61 127H62V126H61ZM65 127H66V126H65ZM104 127H106V126H104ZM120 127H121V126H120ZM134 127H135V126H134ZM134 127H132V128H134ZM141 127H142V126H141ZM158 127H159V125H158ZM184 127H185V126H184ZM200 127H201V126H200ZM221 127H222V126H221ZM225 127H226V126H225ZM13 128H14V126H13ZM28 128H29V127H28ZM80 128H81V127H80ZM117 128H118V127H117ZM137 128H138V127H137ZM143 128H144V127H143ZM146 128H147V127H146ZM149 128H150V127H149ZM172 128H173V126H172ZM180 128H181V127H180ZM188 128H189V127H188ZM218 128H219V126H218ZM5 129H6V128H5ZM8 129H9V128H8ZM30 129H31V128H30ZM39 129H40V128H39ZM42 129H43V128H42ZM61 129H62V128H61ZM61 129H60V130H61ZM65 129H66V128H65ZM70 129H71V128H70ZM73 129H75V128H73ZM73 129H72V131H73ZM76 129H77V128H76ZM95 129H96V128H95ZM99 129H100V127H99ZM99 129H98V130H99ZM109 129H111V128H109ZM135 129H136V128H135ZM161 129H162V128H161ZM161 129H160V130H161ZM177 129H178V128H177ZM186 129H187V128H186ZM189 129H190V128H189ZM200 129H201V128H200ZM203 129H204V128H203ZM216 129H217V128H216ZM220 129H222V128H220ZM252 129H253V128H252ZM3 130H4V129H3ZM19 130H20V129H19ZM19 130H16V131L18 132ZM24 130H25V129H24ZM79 130H80V129H79ZM98 130H97V131H98ZM118 130H120V129L118 128ZM136 130H137V129H136ZM144 130H145V129H144ZM178 130H179V129H178ZM181 130H182V129H181ZM239 130H240V129H239ZM28 131H29V129H28ZM69 131H70V130H69ZM81 131H82V130H81ZM88 131H89V130H88ZM94 131H95V130H94ZM112 131H113V130H112ZM116 131H117V130H116ZM120 131H121V130H120ZM120 131H119V132H120ZM127 131H128V129H127ZM151 131H152V130H151ZM156 131H157V130H156ZM256 131H257V130H256ZM9 132H10V130H9ZM83 132H84V131H83ZM86 132H87V131H86ZM90 132H91V131H90ZM122 132H123V131H122ZM128 132H129V131H128ZM133 132H134V131H133ZM137 132H138V131H137ZM141 132H142V131H141ZM141 132H140V133H141ZM171 132H172V131H171ZM179 132H181V131L179 130ZM195 132H196V131H195ZM206 132H207V130H206ZM228 132H229V131H228ZM237 132H238V131H237ZM2 133H3V132H2ZM13 133H14V132H13ZM24 133H25V134H28V133H26V132H24ZM24 133H23V134H24ZM32 133H33V132H32ZM34 133H35V132H34ZM45 133H46V132H45ZM55 133H56V132H55ZM78 133H79V132H78ZM91 133H92V132H91ZM91 133H90V134H91ZM102 133H103V132H102ZM114 133H117V132H114ZM120 133H121V132H120ZM152 133H153V132H152ZM163 133H164V131H163ZM181 133H182V132H181ZM183 133H184V132H183ZM208 133H209V132H208ZM208 133H207V134H208ZM3 134L5 135V133H3ZM3 134H2V136H3ZM6 134H7V131H6ZM15 134H16V132H15ZM21 134H22V132H21ZM86 134H87V133H86ZM109 134H110V133H109ZM124 134L126 135L125 132H124ZM124 134H123V135H124ZM128 134H129V133H128ZM134 134H135V133H134ZM149 134H150V133H149ZM189 134H190V133H189ZM203 134H204V133H203ZM226 134H227V133H226ZM232 134H233V132H232ZM235 134H236V133H235ZM28 135H29V134H28ZM34 135H35V134H34ZM39 135H40V134H39ZM63 135H66V134H63ZM74 135L76 136L75 133H74ZM87 135H88V134H87ZM99 135H100V134H99ZM118 135H119V134H118ZM121 135H122V134H121ZM143 135H144V134H143ZM154 135H156V133H155ZM169 135H170V134H169ZM174 135H175V134H174ZM185 135H187V134H185ZM199 135H200V134H199ZM228 135H229V134H228ZM239 135H240V134H239ZM16 136L18 137L17 134H16ZM19 136H20V134H19ZM81 136H83V135H81ZM111 136H113V134H112ZM132 136H133V135H132ZM139 136H140V135H139ZM157 136H158V134H157ZM157 136H156V137H157ZM177 136H178V135H177ZM182 136H184V135L182 134ZM206 136H208V135H206ZM248 136H249V135H248ZM27 137H29V136H27ZM50 137H52V136H50ZM56 137H57V134H56ZM58 137H59V135H58ZM66 137H68V135H66ZM71 137H72V136H71ZM93 137H95V136L93 135ZM106 137H107V136H106ZM114 137H115V136H114ZM160 137H161V136H160ZM170 137H171V136H170ZM185 137H186V136H185ZM208 137H209V136H208ZM245 137H246V136H245ZM5 138H6V137H5ZM31 138H32V137H31ZM42 138H43V136H42ZM68 138H69V137H68ZM85 138H86V137H85ZM112 138H113V137H112ZM117 138H118V137H117ZM123 138H124V137H122V139H123ZM148 138H149V137H148ZM192 138H193V137H192ZM194 138H195V137H194ZM198 138H199V137H198ZM200 138H201V137H200ZM214 138H215V137H214ZM248 138H249V137H248ZM1 139H3V138L1 137ZM7 139H8V138H7ZM7 139H6V140H7ZM27 139H28V138H27ZM39 139H41V138H39ZM64 139H65V138H64ZM79 139H80V138H79ZM88 139H89V138H88ZM90 139H91L90 142L92 143V138H90ZM98 139H99V138H98ZM100 139H101V138H100ZM179 139H180V138H179ZM181 139H182V138H181ZM186 139H187V137H186ZM204 139H205V138H204ZM221 139H222V138H221ZM221 139H220V140H221ZM17 140H18V139H17ZM22 140H23V139H22ZM24 140H26V139L24 138ZM28 140L30 141V139H28ZM32 140H33V139H32ZM42 140H44V139H42ZM42 140H41V141H42ZM60 140H61V139H60ZM70 140H71V138H70ZM70 140H69V141H70ZM85 140H86V139H85ZM109 140H110V139H109ZM125 140H126V139H125ZM150 140H151V139H150ZM154 140H155V139H154ZM166 140H167V138H166ZM173 140H174V139H173ZM190 140H192V139H190ZM206 140H207V139H206ZM12 141H13V140H12ZM18 141H20V140H18ZM18 141H17V142H18ZM29 141H28V142H29ZM35 141H36V139H35ZM47 141H48V140H47ZM66 141H67V140H66ZM99 141H100V140H99ZM103 141H104V140H103ZM106 141H107V140H106ZM167 141H168V140H167ZM170 141H172V140H170ZM201 141H202V140H201ZM254 141H255V140H254ZM0 142H1V144L4 143V142L2 143V141H0ZM6 142H7V141H6ZM26 142H27V141H26ZM36 142H37V141H36ZM60 142H61V141H60ZM71 142H72V141H71ZM79 142H81V141H79ZM93 142H94V140H93ZM117 142H118V141H117ZM129 142H130V140H129ZM138 142H140V141H138ZM156 142H157V141H156ZM173 142H174V141H173ZM187 142H189V139L187 140ZM194 142H195V141H194ZM197 142H198V141H197ZM197 142H196V143H197ZM214 142H215V141H214ZM12 143H13V142H12ZM14 143H15V141H14ZM20 143H21V141H20ZM22 143H23V142H22ZM33 143H34V142H33ZM33 143H32V144H33ZM66 143H68V142H66ZM77 143H78V142H77ZM84 143H85V142H84ZM111 143H112V142H111ZM208 143H209V142H208ZM235 143H236V142H235ZM246 143H247V142H246ZM252 143H253V142H252ZM255 143H257V142H255ZM259 143H260V142H259ZM6 144H7V143H6ZM18 144H19V143H18ZM23 144H24V143H23ZM23 144H22V145H23ZM48 144H49V143H48ZM71 144H72V143H71ZM78 144H79V143H78ZM98 144H99V143H98ZM113 144H114V143H113ZM166 144H167V143H166ZM170 144H171V143H170ZM173 144H176V143H173ZM202 144H203V143H202ZM217 144H218V143H217ZM249 144H251V143H249ZM257 144H258V143H257ZM4 145H5V144H4ZM4 145H3V146H4ZM8 145H10V143H8ZM11 145H12V144H11ZM15 145H16V144H15ZM40 145H42V144H40ZM64 145H65V144H64ZM76 145H77V144H76ZM111 145H112V144H111ZM118 145H119V143H118ZM122 145H123V144H122ZM144 145H145V144H144ZM157 145H158V144H157ZM184 145H185V144H184ZM189 145H190V144H189ZM34 146H35V145H34ZM55 146H56V145H55ZM67 146H68V145H67ZM70 146H71V145H70ZM70 146H68V147H70ZM74 146H75V145H74ZM77 146H78V145H77ZM81 146H82V145H81ZM90 146H91V144H90ZM126 146H127V145H126ZM155 146H156V144H155ZM167 146H168V145H167ZM172 146H173V145H172ZM177 146H178V145H177ZM229 146H230V145H229ZM248 146H249V145H248ZM11 147H12V146H11ZM13 147H15V146H13ZM23 147H25V145H24ZM39 147H40V146H39ZM91 147H92V146H91ZM91 147H90V151H91ZM94 147L96 148V146H94ZM178 147H179V146H178ZM178 147H177V148H178ZM180 147H181V146H180ZM244 147H245V146H244ZM249 147H250V146H249ZM5 148H6V147H5ZM9 148H10V147H9ZM26 148H27V147H26ZM53 148H54V147H53ZM63 148H64V147H63ZM73 148H74V147H73ZM80 148H81V147H80ZM99 148H100V147H99ZM131 148H132V147H131ZM151 148H153V147H151ZM158 148H159V147H158ZM170 148H171V147H170ZM197 148H198V147H197ZM207 148H208V147H207ZM247 148H248V147H247ZM250 148H251V147H250ZM12 149H13V148H12ZM14 149H15V148H14ZM14 149H13V150H14ZM31 149H32V148H31ZM36 149H37V148H36ZM67 149H68V148H67ZM67 149H65V150H67ZM69 149H70V148H69ZM92 149H93V147H92ZM118 149H119V148H118ZM120 149H121V148H120ZM132 149H133V148H132ZM194 149H195V148H194ZM199 149H200V147H199ZM201 149H202V147H201ZM211 149H213V148H211ZM224 149H225V148H224ZM6 150H7V149H6ZM13 150H12V151H13ZM19 150H20V149H19ZM21 150H22V149H21ZM43 150H44V149H43ZM84 150H85V149H84ZM162 150H163V149H162ZM175 150H176V149H175ZM184 150H185V148H184ZM257 150H258V149H257ZM25 151H26V150H25ZM59 151H60V150H59ZM71 151H72V150H71ZM77 151H79V150L77 149ZM82 151H83V149H81V152H82ZM94 151H95V150H94ZM97 151H98V150H97ZM118 151H119V150H118ZM159 151H160V149H159ZM171 151H172V149H171ZM176 151H177V150H176ZM195 151H196V150H195ZM207 151H208V150H207ZM207 151H206V152H207ZM209 151H210V150H209ZM216 151H218V150H216ZM0 152H1V150H0ZM16 152H18V151L16 150ZM19 152H20V151H19ZM26 152H27V151H26ZM29 152H30V151H29ZM63 152H64V150H63ZM86 152H87V151H86ZM164 152H166V151H164ZM172 152H173V151H172ZM191 152H192V151H191ZM203 152H204V151H203ZM236 152H237V151H236ZM236 152H235V153H236ZM3 153H4V152H3ZM7 153L9 154V153H11V152L8 151ZM32 153H33V152H32ZM65 153H66V151H65ZM105 153H107V152H105ZM108 153H109V152H108ZM129 153H130V151H129ZM167 153H168V152H167ZM167 153H166V155H168ZM204 153H205V152H204ZM257 153H258V152H257ZM257 153H256V154H257ZM1 154H2V153H1ZM1 154H0V155H1ZM4 154H5V153H4ZM12 154H13V153H12ZM12 154H11V155H12ZM14 154H15V153H14ZM14 154H13V155H14ZM21 154H22V153H21ZM38 154H39V153H38ZM78 154H79V153H78ZM81 154H82V153H81ZM89 154H90V153H89ZM157 154H158V153H157ZM186 154H189V153H186ZM6 155H7V154H6ZM11 155H10L9 157H11ZM34 155H35V153H34ZM56 155H57V154H56ZM68 155H69V154H68ZM72 155H73V154H72ZM86 155H87V154H86ZM102 155H103V154H102ZM158 155H159V154H158ZM162 155H163V154H162ZM164 155H165V154H164ZM164 155H163V156H164ZM175 155H176V154H175ZM194 155H195V154H194ZM201 155H202V154H201ZM205 155H206V154H205ZM216 155H217V154H216ZM7 156H8V155H7ZM18 156H19V155H18ZM27 156H28V155H27ZM44 156H45V152H44ZM73 156H74V155H73ZM88 156H90V155H87V157H88ZM91 156H92V155H91ZM104 156H105V155H103V157H104ZM135 156H136V155H135ZM192 156H193V155H192ZM192 156H190V157H192ZM196 156H197V155H196ZM223 156H224V155H223ZM225 156H226V155H225ZM231 156H232V155H231ZM1 157H3V155H2ZM22 157H23V156H22ZM35 157H36V156H35ZM35 157H34V158H35ZM39 157H40V156H39ZM61 157H63V156H61ZM71 157H72V156H71ZM78 157H79V156H78ZM105 157H106V156H105ZM151 157H152V156H151ZM158 157H159V156H158ZM160 157H161V156H160ZM178 157H180V155H179ZM187 157H188V156H187ZM200 157H201V156H200ZM3 158H4V157H3ZM32 158H33V157H32ZM46 158H47V156H46ZM67 158H68V157H67ZM110 158H111V157H110ZM114 158H115V157H114ZM123 158H124V157H123ZM142 158H143V157H142ZM166 158H167V157H166ZM260 158H261V157H260ZM1 159H2V158H1ZM21 159H22V158H21ZM26 159H27V158L25 157V160H26ZM30 159H31V158H30ZM60 159H61V158H60ZM91 159H92V158H91ZM96 159H97V158H96ZM111 159H112V158H111ZM111 159H110V160H111ZM115 159H116V158H115ZM126 159H127V158H126ZM130 159H131V158H130ZM135 159H136V158H135ZM153 159H155V158L153 157ZM167 159H168V158H167ZM178 159H180V158H178ZM207 159H208V158H207ZM2 160H3V159H2ZM15 160H16V159H15ZM38 160H39V159H38ZM68 160H69V159H68ZM93 160H94V159H93ZM97 160H98V159H97ZM116 160L118 161V159H116ZM132 160H133V159H132ZM158 160H159V159H158ZM186 160H187V159H186ZM260 160H261V159H260ZM5 161H6V159H5ZM54 161H55V160H54ZM77 161H79V160H77ZM81 161H82V160H81ZM83 161H84V160H83ZM83 161H82V162H83ZM100 161H101V160H100ZM125 161H126V160H125ZM135 161H136V160H135ZM167 161H168V160H167ZM174 161H175V160H174ZM184 161H185V160H184ZM248 161H249V159H248ZM10 162L12 163L11 160H10ZM17 162H18V161H17ZM22 162H23V160H22ZM29 162H30V161H29ZM29 162H28V163H29ZM43 162H45V161H43ZM73 162H74V161H73ZM73 162H72V163H73ZM75 162H76V161H75ZM79 162H80V161H79ZM92 162H93V161H92ZM102 162H103V161H102ZM123 162H124V161H123ZM137 162H138V161H137ZM148 162H149V161H148ZM151 162H152V161H151ZM151 162H150V163H151ZM159 162H160V161H159ZM164 162L166 163L165 160H164ZM181 162H182V161H181ZM186 162H187V161H186ZM204 162H205V161H204ZM7 163H8V162H7ZM59 163H60V162H59ZM93 163H94V162H93ZM104 163H105V162H104ZM108 163H109V162H108ZM116 163H117V162H116ZM126 163H128V162H126ZM133 163H134V162H133ZM138 163H139V162H138ZM138 163H137V164H138ZM145 163H146V162H145ZM169 163H170V161H169ZM8 164H9V163H8ZM20 164H21V161H20ZM29 164H30V163H29ZM31 164H32V163H31ZM35 164H36V163H35ZM41 164H42V163H41ZM41 164H40V165H41ZM60 164H63V163H60ZM98 164H99V163H98ZM119 164H120V162H119ZM143 164H144V163H143ZM161 164H162V163H161ZM161 164H160V165H161ZM263 164H264V162H263ZM263 164H262V165H263ZM26 165H27V164H26ZM47 165H48V164H47ZM53 165H55V163H54ZM57 165H58V163H57ZM80 165H81V163H80ZM121 165H122V163H121ZM123 165H124V164H123ZM131 165H132V164H131ZM147 165H148V164H147ZM151 165H152V164H151ZM164 165H165V164H164ZM170 165H171V164H170ZM208 165H209V164H208ZM253 165H254V164H253ZM17 166H18V165H17ZM22 166H23V165H22ZM27 166H28V165H27ZM30 166H31V165H30ZM84 166H87V165L84 164ZM101 166H102V168H103V165H102V164H101ZM111 166H112V165H111ZM111 166H110V167H111ZM125 166H126V165H125ZM132 166H133V165H132ZM139 166H140V164H139ZM166 166H168V165H166ZM166 166H164V167L166 168ZM186 166H187V164H186ZM263 166H264V165H263ZM37 167H38V165H37ZM45 167H47V166H45ZM57 167H58V166H57ZM60 167H61V166H60ZM65 167H66V166H65ZM77 167H78V166H77ZM88 167H90V166H88ZM96 167H98V166H96ZM105 167H106V165H105ZM115 167H116V166H115ZM117 167H118V166H117ZM149 167H150V166H149ZM174 167H175V166H174ZM179 167H180V166H179ZM183 167H184V166H183ZM218 167H219V166H218ZM0 168H1V167H0ZM9 168H10V167H9ZM19 168H21V167H19ZM28 168H30V167H28ZM62 168H63V167H62ZM71 168H72V167H71ZM83 168H84V167H83ZM124 168H125V167H124ZM126 168H128V167L126 166ZM129 168H131V167H129ZM135 168H136V167H135ZM186 168H187V167H186ZM196 168H197V167H196ZM210 168H211V167H210ZM212 168H213V167H212ZM260 168H261V167H260ZM44 169H45V168H44ZM60 169H61V168H60ZM78 169H79V168H78ZM78 169H77V170H78ZM84 169H85V168H84ZM97 169H100V170H101L100 167H98ZM104 169H105V168H104ZM107 169L109 170V168H107ZM147 169H148V168L146 167V170H147ZM157 169H158V168H157ZM157 169H156V170H157ZM167 169H168V171H169V168H167ZM261 169H262V168H261ZM261 169H260V170H261ZM263 169H264V168H263ZM4 170H5V169H4ZM11 170H12V169H11ZM49 170H50V169H49ZM61 170H62V169H61ZM63 170H64V169H63ZM86 170H89V168L86 169ZM95 170H96V169H95ZM95 170H94V171L92 170V171L95 172ZM102 170H103V169H102ZM108 170H107V171H108ZM111 170H112V169H111ZM127 170H128V169H127ZM254 170H255V168H254ZM5 171H6V170H5ZM8 171H9V170H8ZM22 171H24V170H22ZM50 171H51V170H50ZM80 171H81V166H80ZM96 171H97V170H96ZM114 171H115V168H114ZM116 171H118V170L116 169ZM133 171H134V170H133ZM149 171L151 172V170H149ZM166 171H167V170H166ZM168 171H167V173H168ZM207 171H208V170H207ZM13 172H14V171H13ZM13 172L11 171V173H13ZM76 172H77V171H76ZM87 172H88V171H87ZM108 172H109V171H108ZM128 172H129V171H128ZM152 172H153V171H152ZM155 172H156V171H155ZM181 172H182V171H181ZM196 172H197V171H196ZM263 172H264V170H263ZM8 173H9V172H8ZM85 173H86V171H85ZM89 173H90V172H89ZM97 173L100 174L99 172H97ZM103 173H104V172H103ZM106 173H107V172H106ZM122 173H123V171H122ZM126 173H127V172H126ZM131 173L134 175V172L131 171ZM135 173H136V172H135ZM146 173H147V171H146ZM165 173H166V172H165ZM165 173H164V174H165ZM35 174H36V173H35ZM35 174H34V175H35ZM49 174H50V173H49ZM53 174H54V173H53ZM60 174H62V173H60ZM87 174H88V173H87ZM104 174H105V173H104ZM108 174H109V173H108ZM142 174H143V173H142ZM148 174H149V173H147V175H148ZM154 174H156V173H154ZM171 174H172V172H171ZM191 174H192V173H191ZM16 175H17V174H16ZM24 175H25V173H24ZM26 175H27V174H26ZM26 175H25V176H26ZM79 175H80V174H79ZM85 175H86V174H85ZM94 175H95V174H94ZM101 175H102V174H101ZM130 175H131V174H130ZM152 175H153V174H152ZM173 175H174V174H173ZM173 175H172V177H174ZM6 176H7V175H6ZM6 176H5V177H6ZM10 176H11V175H10ZM17 176H19V175H17ZM35 176H36V175H35ZM51 176H52V175H51ZM69 176H71V175H69ZM92 176H93V175H92ZM96 176H97V175H96ZM96 176H95V177H96ZM105 176H106V175H105ZM116 176H117V175H116ZM119 176H121V175H119ZM122 176H123V175H122ZM134 176H135V175H134ZM137 176H138V175H137ZM36 177H37V176H36ZM62 177H63V176H62ZM93 177H94V176H93ZM109 177H110V176H109ZM140 177H141V176H140ZM142 177H143V176H142ZM155 177H156V176H155ZM158 177H159V176H158ZM160 177H161V176H160ZM21 178H22V177H21ZM25 178H26V177H25ZM44 178H45V177H44ZM44 178H43V179H44ZM74 178H75V177H74ZM125 178H126V177H125ZM129 178H131V177H129ZM153 178H154V177H153ZM211 178H212V177H211ZM253 178H254V177H253ZM263 178H264V177H263ZM5 179H7V178H5ZM10 179H11V178H10ZM14 179H15V178H14ZM18 179H19V178H18ZM22 179H23V178H22ZM26 179L29 180L28 178H26ZM36 179H37V178H36ZM79 179H80V178H79ZM90 179H91V178H90ZM98 179H99V177H98ZM103 179H104V178H103ZM105 179H106V178H105ZM118 179H120V178H118ZM133 179H134V178H133ZM135 179H136V176H135ZM146 179H147V178H146ZM149 179H151V178H149ZM154 179H155V178H154ZM166 179H167V178H166ZM207 179H208V178H207ZM12 180H13V178H12ZM31 180H32V177H31ZM64 180H65V179H64ZM67 180H68V179H67ZM76 180H77V179H76ZM83 180H84V178H83ZM83 180H82V181H83ZM91 180H92V179H91ZM94 180H95V179H94ZM96 180H97V179H96ZM113 180H114V179H113ZM116 180H117V179H116ZM129 180H130V179H129ZM138 180H139V179H136V181H138ZM212 180H213V179H212ZM212 180H211V181H212ZM228 180H229V179H228ZM255 180H256V179H255ZM259 180H260V179H259ZM29 181H30V180H29ZM74 181H75V179H74ZM97 181H98V180H97ZM119 181H120V180H119ZM119 181H118V182H119ZM122 181H123V180H122ZM250 181L253 182L252 180H250ZM262 181H263V180H262ZM15 182H16V181H15ZM32 182H33V180H32ZM36 182H37V181H36ZM57 182H58V181H57ZM62 182H63V181H62ZM77 182H78V181H77ZM92 182H93V181H92ZM99 182H100V181H99ZM101 182H105V181L102 180ZM112 182H113V181H112ZM138 182H139V181H138ZM157 182H158V181H157ZM157 182H156V183H157ZM206 182H208V180H207ZM3 183H4V182H3ZM40 183H41V182H40ZM54 183H55V182H54ZM59 183H60V182H59ZM64 183H65V182H64ZM69 183H70V182H69ZM82 183H83V182H82ZM105 183H106V182H105ZM113 183H114V182H113ZM119 183H121V182H119ZM140 183H141V181H140ZM161 183H162V182H161ZM208 183H209V182H208ZM211 183H212V182H211ZM4 184H5V183H4ZM9 184H10V182H9ZM19 184H21V182H20ZM38 184H39V183H38ZM55 184H56V183H55ZM55 184H54V185H55ZM62 184H63V183H62ZM72 184H73V183H72ZM85 184H86V183H85ZM151 184H152V183H151ZM158 184H159V183H158ZM163 184H164V183H163ZM253 184H255V183H253ZM262 184H263V183H262ZM11 185H12V184H11ZM16 185H17V184H16ZM32 185H33V183H32ZM35 185H36V184H35ZM43 185H45V184H40V186H43ZM73 185H74V184H73ZM96 185H97V184H96ZM108 185H110V183H109ZM116 185H117V184H116ZM122 185H123V184H122ZM146 185H147V184H146ZM153 185H154V184H153ZM166 185H168V184H166ZM182 185H183V184H182ZM235 185H236V184H235ZM258 185H259V184H258ZM0 186H1V185H0ZM50 186H51V185H50ZM58 186H59V185H58ZM67 186H68V185H67ZM76 186H77V185H76ZM80 186H81V185H80ZM89 186H90V185H89ZM155 186H156V185H155ZM157 186H158V185H157ZM162 186H163V185H162ZM168 186H169V185H168ZM168 186H167V187H168ZM183 186H184V185H183ZM250 186H251V185H250ZM259 186H261V184H260ZM12 187H13V186H12ZM33 187H34V186H33ZM33 187H32V188H33ZM45 187H46V186H45ZM61 187H62V186H61ZM64 187H65V186H63V188H64ZM87 187H88V186H87ZM92 187H93V186H92ZM127 187H128V186H127ZM142 187H144V186H142ZM202 187H203V186H202ZM205 187H206V185H205ZM205 187H203V188H205ZM256 187H257V186H256ZM5 188H6V187H5ZM28 188H30V187H28ZM32 188H31V189H32ZM34 188H35V187H34ZM34 188H33V189H34ZM43 188H44V187H43ZM43 188H42V189H43ZM90 188H91V187H89V189H90ZM98 188H99V187H98ZM111 188H112V187H111ZM113 188H114V187H113ZM120 188H121V187H120ZM129 188H130V187H129ZM146 188H148V187H146ZM146 188H145V189H146ZM154 188H155V187H154ZM163 188H164V186H163ZM22 189H23V188H22ZM33 189H32V190H33ZM52 189H53V188H52ZM59 189H60V188H59ZM72 189H73V188H72ZM115 189H116V188H115ZM118 189H119V188H118ZM127 189H128V188H127ZM141 189H142V188H141ZM145 189H144V190H145ZM157 189H158V188H157ZM165 189H166V188H165ZM179 189H180V188H179ZM206 189H207V188H206ZM206 189H205V190H206ZM258 189H259V188H258ZM263 189H264V188H263ZM263 189H262V190H263ZM0 190L2 191V189H0ZM7 190H8V189H7ZM14 190H15V189H14ZM17 190H18V189H17ZM17 190H16V192H17ZM24 190H26V189H24ZM37 190H38V189H37ZM44 190H45V189H44ZM48 190H49V189H48ZM73 190H74V189H73ZM90 190H91V189H90ZM94 190H95V188H94ZM99 190H100V189H99ZM103 190L105 191V189H103ZM108 190H109V189H108ZM108 190H107V191H108ZM111 190H112V189H111ZM113 190H114V189H113ZM146 190H147V189H146ZM146 190H145V191H146ZM158 190H159V189H158ZM180 190H181V189H180ZM198 190H199V189H198ZM200 190H201V189H200ZM200 190H199V191H200ZM260 190H261V188H260ZM3 191H4V190H3ZM64 191H65V190H64ZM81 191H82V189H81ZM85 191H86V190H85ZM92 191H93V190H92ZM101 191H102V190H101ZM122 191H123V190H122ZM124 191H125V190H124ZM124 191H123V192H124ZM137 191H138V189H137ZM149 191H150V190H149ZM149 191L147 190V192H149ZM160 191H161V190H160ZM165 191H166V190H165ZM258 191H259V190H258ZM6 192H7V191H6ZM32 192H33V191H32ZM38 192H39V190H38ZM74 192H75V191H74ZM105 192H106V191H105ZM151 192H152V191H151ZM167 192H168V191H167ZM250 192H251V191H250ZM256 192H257V191H256ZM256 192H253V193H256ZM0 193H1V192H0ZM2 193H4V192H2ZM8 193H9V192H8ZM27 193H28V192H27ZM118 193H119V192H118ZM130 193H131V192H130ZM142 193H143V192H142ZM144 193H145V192H144ZM164 193H165V192H164ZM178 193H179V192H178ZM4 194L7 195L6 193H4ZM11 194H12V193H10V195H11ZM34 194H35V193H34ZM40 194H41V192H40ZM72 194H73V193H72ZM77 194H78V193H77ZM90 194H91V193H90ZM95 194H96V193H95ZM99 194H100V192H99ZM105 194H106V193H105ZM116 194H117V193H116ZM139 194H140V193H138V195H139ZM160 194H161V193H160ZM160 194L158 193V194H156V195L159 196ZM17 195H18V194H17ZM17 195H16V199H18V198H17ZM29 195H30V194H28V196H29ZM65 195H66V194H65ZM81 195H82V193H81ZM83 195H84V194H83ZM108 195H110V194H108ZM121 195H123V194H121ZM124 195H125V194H124ZM135 195H136V194H135ZM140 195H141V194H140ZM144 195H146V193H145ZM149 195H150V194H149ZM151 195H152V193H151ZM162 195L164 196L165 194L162 193ZM205 195H206V194H205ZM260 195H261V194H260ZM44 196H45V195H44ZM61 196H62V195H61ZM69 196H70V195H69ZM69 196H68V197H69ZM116 196H117V195H116ZM128 196H129V195H128ZM257 196H258V195H257ZM14 197H15V196H14ZM20 197H21V196H20ZM29 197H30V196H29ZM46 197H47V196H46ZM73 197H74V195H72L71 198H73ZM78 197H79V196H78ZM106 197H107V196H106ZM117 197H118V196H117ZM131 197H132V195H131ZM142 197H143V196H142ZM152 197H153V196H152ZM249 197H250V196H249ZM252 197H253V196H252ZM53 198H54V197H53ZM71 198H70V199H71ZM111 198H113V197H111ZM144 198H145V197H144ZM164 198H165V197H164ZM164 198H163V199H164ZM255 198H256V197H255ZM262 198H263V197H262ZM4 199H5V198H4ZM25 199H26V198L24 197V200H25ZM29 199H30V198H29ZM65 199H66V198H65ZM76 199H77V198H76ZM122 199H123V198H122ZM135 199H136V198H135ZM140 199H141V197H140ZM147 199H150V198H147ZM163 199H162V200H163ZM10 200H11V199H10ZM26 200H27V199H26ZM48 200H49V199H48ZM99 200H101V199H99ZM120 200H121V199H120ZM131 200H132V198H131ZM137 200H138V199H137ZM141 200H142V199H141ZM141 200H139L138 202H141ZM143 200H144V199H143ZM153 200H154V199H153ZM158 200H159V199H158ZM175 200H177V199H175ZM175 200H174V201H175ZM256 200H257V199H256ZM28 201H29V200H28ZM28 201H27V202H28ZM32 201H33V199L31 200V202H32ZM41 201H42V199H41ZM46 201H47V200H46ZM69 201H70V200H69ZM69 201H66V202H69ZM125 201H126V200H125ZM125 201H124V202H125ZM145 201H147V200H145ZM148 201H149V200H148ZM150 201H151V200H150ZM164 201H165V200H164ZM222 201H223V200H222ZM253 201H254V199H253ZM85 202H86V201H85ZM117 202H118V201H117ZM129 202H130V201H129ZM176 202H177V201H176ZM244 202H245V201H244ZM1 203H2V202H1ZM28 203H29V202H28ZM55 203H56V202H55ZM59 203H60V202H59ZM61 203H62V202H61ZM63 203H65V202H63ZM71 203H72V202H71ZM74 203H75V202H74ZM107 203H108V202H107ZM126 203H127V202H126ZM133 203H134V200H133ZM133 203H132V204H133ZM144 203H145V202H144ZM152 203H153V202H152ZM172 203H173V201H172ZM172 203L170 202V204H172ZM225 203H226V202H225ZM246 203H247V202H246ZM254 203H255V202H254ZM258 203H259V202H258ZM31 204H32V203H31ZM108 204H111L110 201H109ZM108 204H107V205H108ZM114 204H116V202H115ZM114 204H112V205H114ZM132 204H131V205H132ZM136 204H137V203H136ZM138 204H139V203H138ZM148 204H149V203H148ZM155 204H156V202L154 203V205H155ZM170 204H169V205H170ZM221 204H222V203H221ZM231 204H233V203H231ZM256 204H257V203H256ZM12 205H13V204H12ZM27 205H28V204H27ZM38 205H39V204H38ZM62 205H63V204H62ZM65 205H66V204H65ZM65 205H64V206H65ZM88 205H89V204H88ZM104 205H105V204H104ZM145 205H146V204H145ZM152 205H153V204H152ZM159 205H160V204H159ZM229 205H230V204H229ZM247 205H248V204H247ZM18 206H19V205H18ZM21 206H22V205H21ZM34 206H35V205H34ZM44 206H46V204H45ZM100 206H101V205H100ZM102 206H103V205H102ZM119 206H121V205H119ZM123 206H124V205H123ZM126 206H127V204H126ZM155 206H156V205H155ZM170 206H171V205H170ZM249 206H250V205H249ZM256 206H257V205H256ZM19 207H20V206H19ZM24 207H26V206H24ZM39 207H40V206H39ZM96 207H97V206H96ZM113 207H114V206H113ZM115 207H116V206H115ZM132 207H133V206H132ZM140 207H141V206H140ZM143 207L145 208V206L142 205V208H143ZM146 207H147V206H146ZM245 207H246V206H245ZM259 207H260V206H259ZM0 208H2V207L0 206ZM12 208H13V207H12ZM32 208H33V207H32ZM67 208H68V207H67ZM134 208H135V207H134ZM152 208H153V206H152ZM219 208H220V207H219ZM239 208H240V207H238V209H239ZM242 208H243V207H242ZM3 209H4V207H3ZM3 209H2V210H3ZM26 209H27V208H26ZM37 209H38V208H37ZM50 209H51V208H50ZM90 209H91V208H90ZM95 209H96V208H95ZM99 209H100V208H99ZM103 209H104V208H103ZM103 209H101V210H103ZM106 209H107V208H106ZM115 209H116V208H115ZM119 209H120V208H119ZM125 209H126V208H125ZM249 209H250V208H249ZM18 210H19V209H18ZM30 210H31V209H30ZM35 210H36V209H35ZM71 210H72V209H71ZM93 210H94V209H93ZM104 210H105V209H104ZM129 210H130V209H129ZM132 210H133V209H132ZM135 210L137 211V209H135ZM145 210H146V209H145ZM152 210H155V209H152ZM250 210H251V209H250ZM9 211H10V210H9ZM39 211H40V210H39ZM57 211H58V210H57ZM91 211H92V210H91ZM121 211H122V210H121ZM123 211H124V210H123ZM170 211H171V210H170ZM170 211H169V212H170ZM194 211H196V210H194ZM219 211H220V210H219ZM14 212H15V211H14ZM33 212H34V211H33ZM33 212H31V213H33ZM35 212H36V211H35ZM44 212H46V211H44ZM51 212H52V211H51ZM73 212H74V211H73ZM103 212H104V211H103ZM112 212L114 213L115 211H112ZM124 212H125V211H124ZM143 212H144V211H143ZM155 212H156V211H155ZM155 212H154V213H155ZM176 212H177V210H176ZM179 212H180V211H178V213H179ZM211 212H212V211H211ZM256 212L258 213V210H257ZM262 212H263V211H262ZM37 213H38V212H37ZM53 213H54V212H52L51 214L53 215ZM71 213H72V212H71ZM71 213H70V214H71ZM80 213H81V212H80ZM82 213H83V212H82ZM97 213H98V211H97ZM97 213H96V214H97ZM106 213H107V212H106ZM140 213H141V212H140ZM145 213H146V212H145ZM145 213H144V214H145ZM156 213H157V212H156ZM212 213H213V212H212ZM14 214H15V213H14ZM27 214H28V212H27ZM65 214H66V212H65ZM103 214H104V213H103ZM120 214H122V213H120ZM125 214H126V213H125ZM149 214L151 215V213H149ZM186 214H187V213H186ZM253 214H254V213H253ZM36 215H37V214H36ZM52 215H51V216H52ZM80 215H81V214H80ZM99 215H100V214H99ZM108 215H109V213H108ZM116 215H118V214H116ZM122 215H123V214H122ZM129 215H130V214H129ZM134 215H135V213H134ZM137 215H138V214H137ZM139 215H140V214H139ZM157 215H159V214H157ZM209 215H210V214H209ZM242 215H243V214H242ZM2 216H3V215H2ZM34 216H35V215H34ZM38 216H40V215H38ZM59 216H60V214H59ZM101 216H102V215H101ZM130 216H131V215H130ZM152 216H153V215H152ZM236 216H237V215H236ZM248 216H249V215H248ZM261 216H263V215H261ZM4 217H6V216H4ZM10 217H11V216H10ZM13 217H14V216H13ZM36 217H37V216H36ZM43 217H44V216H43ZM70 217H71V216H70ZM70 217H69V218H70ZM75 217H76V216H75ZM82 217H83V216H82ZM103 217H104V216H103ZM105 217H107V216L105 215ZM120 217H121V216H120ZM123 217H126V216H123ZM127 217H128V215H127ZM134 217H135V216H134ZM138 217H139V216H138ZM141 217H143V216H141ZM145 217H146V216H145ZM148 217H149V215H148ZM176 217H177V216H176ZM179 217H180V215H179ZM184 217H185V216H184ZM258 217H259V215H258ZM48 218H49V217H48ZM52 218H53V217H52ZM66 218H67V217H66ZM76 218H78V217H76ZM97 218H98V216H97ZM113 218H114V217H113ZM118 218H119V217H118ZM150 218H151V217H150ZM155 218H156V216H155ZM203 218H204V217H203ZM24 219H25V218H24ZM40 219H41V218H40ZM103 219H104V218H103ZM116 219H117V218H116ZM125 219H126V218H125ZM127 219H128V218H127ZM134 219H135V218H134ZM136 219H137V218H136ZM139 219H140V217H139ZM157 219H158V218H157ZM196 219H197V218H196ZM199 219H201V218H199ZM6 220H7V219H6ZM16 220H17V219H16ZM49 220H50V219H49ZM49 220H48V221H49ZM51 220H52V219H51ZM51 220H50V221H51ZM79 220H80V219H79ZM106 220H107V218H106ZM120 220H121V219H120ZM130 220H131V219H130ZM177 220H178V219H177ZM185 220H186V219H185ZM237 220H238V219H237ZM35 221H37V220H35ZM98 221H99V220H98ZM111 221H112V220H111ZM111 221H109V222H111ZM133 221H134V220H133ZM149 221H150V220H149ZM155 221H156V219H155ZM160 221H161V220H160ZM163 221H164V220H163ZM6 222H7V221H6ZM6 222L4 221V223H6ZM12 222H13V221H12ZM12 222H11V223H12ZM19 222H20V220H19ZM31 222H32V221H31ZM31 222H28V224H30ZM37 222H38V221H37ZM43 222H44V221H43ZM75 222H76V221H75ZM78 222H79V221H78ZM87 222H88V221H87ZM128 222H129V220H128ZM134 222H135V221H134ZM146 222H147V221H146ZM175 222H176V221H175ZM193 222H194V221H193ZM232 222H233V221H232ZM9 223H10V222H9ZM21 223H22V222H21ZM48 223H49V222H48ZM60 223H61V222H60ZM68 223H69V222H68ZM102 223H103V221H102ZM113 223H114V221H113ZM121 223H123V222L121 221ZM126 223H127V222H126ZM135 223H136V222H135ZM139 223H140V222H139ZM139 223H138V224H139ZM152 223H153V221H152ZM168 223H170V222H168ZM25 224H26V223H25ZM31 224H32V223H31ZM36 224H37V223H36ZM43 224H44V223H43ZM45 224H47V223H45ZM57 224H58V223H57ZM75 224H76V223H75ZM89 224H90V223H89ZM89 224H88V225H89ZM98 224H99V223H98ZM98 224H97V225H98ZM164 224H165V223H164ZM166 224H167V223H166ZM170 224H172V223H170ZM183 224H184V223H183ZM188 224H189V222H188ZM237 224H238V223H237ZM5 225H6V224H5ZM32 225H33V224H32ZM40 225H41V224H40ZM61 225H62V224H61ZM80 225H81V224H80ZM111 225H112V224H111ZM118 225H119V224H118ZM123 225H124V224H123ZM127 225H130V224L127 223ZM127 225H126V226H127ZM143 225H144V224H143ZM172 225H173V224H172ZM174 225H175V224H174ZM262 225H263V224H262ZM3 226H4V225H3ZM54 226H55V225H54ZM58 226H59V225H58ZM140 226H141V225H140ZM145 226H146V225H145ZM149 226H150V225H149ZM155 226H156V225H155ZM161 226H163V225H161ZM7 227H8V226H7ZM11 227H12V225H11ZM19 227H20V226H19ZM25 227H26V226H25ZM27 227H28V226H27ZM98 227H99V226H98ZM104 227H105V226H104ZM116 227H117V226H116ZM121 227H123V226H121ZM127 227H128V226H127ZM134 227H135V226H134ZM138 227H139V226H138ZM206 227H208V226H206ZM232 227H233V225H232ZM2 228H3V227H2ZM50 228H51V226H50ZM50 228H49V229H50ZM56 228H57V227H56ZM56 228H55V229H56ZM59 228H60V227H59ZM96 228H97V227H96ZM106 228H107V227H106ZM119 228H120V227H119ZM152 228H153V227H152ZM162 228H163V227H162ZM169 228H170V227H169ZM3 229H4V228H3ZM6 229H7V228H6ZM14 229H15V228H14ZM74 229H75V228H74ZM76 229H77V228H76ZM92 229H93V228H92ZM107 229H108V228H107ZM112 229H113V227H112ZM115 229H116V228H115ZM117 229H118V227H117ZM123 229H125V228H123ZM130 229H131V228H130ZM134 229H135V228H134ZM134 229H132V230H134ZM167 229H168V228H167ZM167 229H166V230H167ZM172 229H174V228L172 227ZM188 229H189V228H188ZM231 229H232V228H231ZM27 230H28V229H27ZM30 230H31V229H30ZM59 230H60V229H59ZM59 230H57V231H59ZM87 230H88V229H87ZM103 230H104V229H103ZM103 230H101V231H103ZM121 230H122V229H121ZM135 230H136V229H135ZM141 230H142V229H141ZM150 230H151V229H150ZM163 230H164V229H163ZM261 230H262V229H261ZM12 231H13V230H12ZM20 231H21V230H20ZM20 231H19L18 233H20ZM77 231H78V230H77ZM99 231H100V229H99ZM136 231H139V230H136ZM157 231H158V229H157ZM161 231H162V229H161ZM177 231H178V230H177ZM194 231H195V230H194ZM206 231H207V230H206ZM211 231H212V230H211ZM235 231H236V230H235ZM8 232H10V231L8 230ZM22 232H23V231H22ZM28 232H29V230H28ZM28 232H27V233H28ZM31 232H32V231H31ZM39 232H40V231H39ZM39 232H38V233H39ZM47 232H48V231H47ZM50 232H51V231H50ZM79 232H80V230H79ZM87 232H88V231H87ZM169 232H170V231H169ZM169 232H168V233H169ZM178 232H179V231H178ZM188 232H189V231H188ZM196 232H197V231H196ZM202 232H203V231H202ZM16 233H17V232H16ZM23 233H24V232H23ZM23 233H22V234H23ZM25 233H26V232H25ZM48 233H49V232H48ZM48 233H46V234H48ZM57 233H58V232H57ZM129 233H130V232H129ZM159 233H161V232H159ZM209 233H210V232H209ZM11 234H12V233H11ZM14 234H15V233H14ZM33 234H34V233H33ZM50 234H51V233H50ZM53 234H54V233H53ZM53 234H52V235H53ZM59 234H60V233H59ZM63 234H64V233H63ZM78 234H79V233H78ZM126 234H127V233H126ZM134 234H135V233H134ZM151 234H152V233H151ZM151 234H149V235H151ZM166 234H167V233H166ZM172 234H173V233H172ZM200 234H201V232L199 233V235H200ZM213 234H215V233H213ZM30 235H31V234H30ZM98 235H99V234H98ZM98 235H97V236H98ZM114 235H115V233H114ZM117 235H119V234H117ZM130 235H131V234H130ZM136 235H137V232H136ZM139 235H140V233H139ZM141 235H143V234H141ZM141 235H140V237H141ZM144 235H145V234H144ZM144 235H143V236H144ZM146 235H147V234H146ZM186 235H187V234H186ZM194 235H195V234H194ZM0 236H1V235H0ZM5 236H6V235H5ZM19 236H21V234L17 235V238H19ZM27 236H29V234H28ZM66 236H67V235H66ZM73 236H74V234H73ZM94 236H96V235L94 234ZM108 236H109V235H108ZM120 236H121V235H120ZM127 236H128V235H127ZM134 236H135V235H134ZM200 236H201V235H200ZM205 236H207V235H205ZM13 237H14V236H13ZM13 237H10L11 240H12V239L15 240ZM24 237H25V236H24ZM24 237H22V241H23V238H24ZM67 237H68V236H67ZM75 237H76V235H75ZM83 237H84V236H83ZM87 237H88V235H87ZM103 237H105V236H103ZM103 237H102V238H103ZM114 237H115V236H114ZM121 237H122V236H121ZM153 237H154V236H153ZM167 237H168V236H167ZM169 237H170V235H169ZM188 237H189V236H188ZM196 237H197V236H196ZM208 237H209V236H208ZM234 237H235V235H234ZM237 237H238V236H237ZM262 237L264 238V236H262ZM0 238H1V237H0ZM10 238H9V239H10ZM15 238H16V237H15ZM25 238H27V237H25ZM30 238H31V237H30ZM30 238H29V241H32V240H30ZM33 238H34V237H33ZM57 238H58V237H57ZM85 238H86V237H85ZM97 238H98V237H97ZM99 238H100V236H99ZM142 238H143V237H142ZM142 238H141V239H142ZM149 238H150V237H149ZM204 238H205V237H204ZM9 239H6V240H9ZM27 239H28V238H27ZM65 239H66V238H65ZM79 239H80V238H79ZM92 239H93V238H92ZM105 239H106V238H105ZM143 239H144V238H143ZM178 239H180V238H178ZM184 239H185V237H184ZM214 239H215V238H214ZM2 240H3V238H2ZM11 240H10V242H11ZM17 240H18V239H17ZM24 240H26V239H24ZM35 240H36V239H35ZM45 240H46V239H45ZM51 240H52V239H51ZM53 240H54V239H53ZM74 240H75V239H74ZM119 240H121V239H119ZM131 240H132V239H131ZM134 240H135V238H134ZM154 240H155V238L153 239V241H154ZM166 240H167V239H166ZM180 240H181V239H180ZM187 240H188V238H187ZM205 240H206V239H205ZM207 240H208V239H207ZM211 240H212V239H211ZM211 240H210V241H211ZM235 240H236V238H235ZM42 241H44V240H42ZM48 241H49V239H48ZM93 241H94V240H93ZM96 241H97V240H96ZM108 241H109V240H108ZM138 241H139V238H138ZM149 241L152 242V240H148L147 242L149 243ZM208 241H209V240H208ZM263 241H264V240H263ZM14 242H15V241H14ZM20 242H21V239H20ZM35 242H36V241H35ZM44 242H45V241H44ZM44 242H42V243H44ZM59 242H60V241H59ZM59 242H58V243H59ZM67 242H68V241H67ZM70 242H71V241H70ZM79 242H81V241H79ZM82 242H83V241H82ZM89 242L91 243V241H89ZM94 242H95V241H94ZM100 242H101V240H100ZM113 242H114V244L117 243V242L115 243V241H113ZM113 242H112V243H113ZM121 242H122V241H121ZM130 242H131V241H130ZM130 242H129V243H130ZM132 242H133V241H132ZM134 242H136V241H134ZM168 242H169V241H168ZM176 242H177V241H176ZM198 242H199V241H198ZM2 243H3V242H2ZM37 243H38V242H37ZM58 243H57V244H58ZM83 243H84V242H83ZM92 243H93V242H92ZM101 243H102V242H101ZM148 243H146L147 246L149 245ZM155 243H156V241H155ZM157 243H158V241H157ZM177 243H178V242H177ZM206 243H207V242H206ZM4 244H5V243H4ZM34 244H35V243H34ZM38 244H39V243H38ZM46 244H47V243H46ZM54 244H55V242H54ZM84 244H85V243H84ZM86 244H87V242H86ZM99 244H100V243H99ZM124 244H125V243H124ZM141 244H142V243H141ZM150 244H151V243H150ZM162 244H163V243H162ZM13 245H15V244H13ZM16 245H17V244H16ZM24 245H25V244H24ZM24 245H23V247H24ZM32 245H33V244H32ZM32 245H31V246H32ZM44 245H45V243H44ZM44 245H43V246H44ZM50 245H51V244H50ZM63 245H64V244H63ZM66 245H67V244H66ZM69 245H70V243H69ZM100 245H101V244H100ZM118 245H119V244H118ZM122 245H123V244H122ZM174 245H175V244H174ZM174 245H173V246H174ZM18 246H19V245H18ZM33 246H34V245H33ZM39 246H41V245H39ZM57 246H58V245H57ZM60 246H61V245H60ZM89 246H90V245H89ZM105 246H106V245H105ZM197 246H198V245H197ZM1 247H2V246H1ZM19 247H20V246H19ZM27 247H29V246H27ZM34 247H35V246H34ZM37 247H38V246H37ZM55 247H56V245H55ZM61 247H62V246H61ZM77 247H78V246H77ZM83 247H84V246H83ZM108 247H109V246H108ZM129 247H131V246H129ZM140 247H141V246H140ZM144 247H145V246H144ZM162 247H163V246H162ZM263 247H264V246H263ZM13 248H14V247H13ZM47 248H48V247H47ZM49 248H50V247H49ZM56 248H57V247H56ZM80 248H81V247H80ZM87 248H88V247H87ZM87 248H86V249H87ZM89 248H90V247H89ZM92 248H94V247H92ZM99 248H100V247H99ZM116 248H117V247H116ZM158 248H159V247H158ZM158 248H157V250H159ZM163 248H164V247H163ZM6 249H7V248H6ZM8 249H9V248H8ZM8 249H7V250H8ZM10 249H11V247H10ZM14 249H15V248H14ZM17 249H18V248H17ZM39 249H40V248H39ZM57 249H58V248H57ZM61 249H62V248H61ZM76 249H77V248H76ZM117 249H118V248H117ZM119 249L121 250V248H119ZM128 249H129V248H128ZM2 250H3V248H2ZM29 250H30V249H29ZM37 250H38V249H37ZM47 250H48V249H47ZM53 250H54V249H53ZM58 250H59V249H58ZM62 250H63V249H62ZM62 250H61V251H62ZM79 250H81V249H79ZM91 250H92V249H91ZM91 250H90V251H91ZM94 250H95V249H94ZM110 250H113V249H110ZM131 250H133V249H131ZM147 250H148V249H147ZM189 250H190V249H189ZM192 250H193V249H192ZM19 251H20V250H19ZM19 251H18V252H19ZM22 251H23V250H22ZM40 251H41V250H40ZM44 251H45V250H44ZM84 251H85V250H84ZM117 251H118V250H117ZM149 251H150V250H149ZM166 251H167V249H166ZM166 251H165V252H166ZM170 251H171V250H170ZM232 251H233V249H232V246L228 243V237H227V235L224 234V232H222V234L218 235V237H217V246H216V248H215V251H214L213 253H211V254H214V257H215V259H216L218 262H220V263H224V262L228 261V259L231 257V253H232ZM242 251H243V250H242ZM10 252H12V251H10ZM53 252H54V251H53ZM58 252H59V251H58ZM58 252H57V253H58ZM72 252H74V251H72ZM93 252H94V251H93ZM95 252H96V251H95ZM106 252H107V251H106ZM108 252H110V251H108ZM111 252H112V251H111ZM120 252H121V251H120ZM130 252H131V251H130ZM146 252H147V251H146ZM159 252H160V251H159ZM22 253H24V252H22ZM22 253L20 254L21 256H22ZM28 253H29V255H31L30 252H28ZM45 253H46V252H45ZM61 253H62V252H61ZM84 253H85V252H84ZM86 253H87V252H86ZM98 253H99V252H98ZM123 253H124V252H123ZM142 253H143V252H142ZM156 253H157V252H156ZM163 253H164V252H163ZM163 253H162V254H163ZM170 253H171V252H170ZM172 253H173V252H172ZM172 253H171V254H172ZM199 253H200V252H199ZM2 254H3V253H2ZM5 254H6V253H5ZM37 254H38V253H37ZM47 254H49V252H48ZM100 254H101V253H100ZM109 254H110V253H109ZM115 254H116V253H115ZM118 254H119V253H118ZM164 254H165V253H164ZM6 255H8V253H7ZM14 255H15V254H14ZM26 255H27V254H26ZM52 255H53V254H52ZM55 255H56V254H55ZM67 255H68V254H67ZM79 255H80V254H79ZM121 255H122V254H121ZM121 255H118V256H121ZM124 255H125V254H123V256H124ZM150 255H151V254H150ZM166 255H168V254H166ZM2 256H3V255H2ZM15 256H16V255H15ZM17 256H18V255H17ZM57 256H58V255H57ZM64 256H65V255H64ZM64 256H63V257H64ZM77 256H78V255H76V257H77ZM90 256H91V255H90ZM105 256H106V255H105ZM114 256H116V255H114ZM126 256H127V255H126ZM130 256H131V255H130ZM135 256H136V255H135ZM139 256H140V255H139ZM141 256H142V255H141ZM145 256H146V255H145ZM164 256H165V255H164ZM171 256H172V255H171ZM171 256H170V257H171ZM256 256H257V255H256ZM6 257H8V256H6ZM9 257L12 258V255H10ZM9 257H8V258H9ZM46 257H47V256H46ZM73 257H74V256H73ZM97 257H98V256H97ZM100 257H101V256H100ZM132 257H133V255H132ZM148 257H149V255H148ZM214 257H213V259H214ZM17 258H18V257H17ZM23 258H24V255H23ZM83 258H84V257H83ZM111 258H112V257H111ZM121 258H122V256H121ZM124 258H126V257H124ZM128 258H130V257H128ZM135 258H136V257H135ZM174 258H175V257H174ZM197 258H198V257H197ZM208 258H209V257H208ZM232 258H233V257H232ZM19 259H20V257H19ZM59 259H60V258H59ZM62 259H63V258H62ZM67 259H70V258H67ZM74 259H75V258H74ZM74 259H73V260H74ZM78 259H79V258H78ZM78 259H77V260H78ZM94 259H95V258H94ZM108 259H109V258H108ZM144 259H145V258H144ZM166 259H167V258H166ZM199 259H200V258H199ZM233 259H234V258H233ZM263 259H264V258H263ZM2 260H3V259H2ZM6 260H7V259H6ZM10 260H11V259H10ZM12 260H13V259H12ZM49 260H50V259H49ZM82 260H83V259H82ZM87 260H88V259H87ZM126 260H127V259H126ZM126 260H125V261H126ZM133 260H134V259H133ZM133 260H132V261H133ZM136 260H137V259H136ZM138 260H139V259H138ZM141 260H143V259H141ZM141 260H140V261H141ZM145 260H146V259H145ZM147 260H148V259H147ZM243 260H244V259H243ZM3 261H4V260H3ZM8 261H9V260H8ZM18 261H19V260H18ZM41 261H42V260H41ZM70 261H71V259H70ZM83 261H84V260H83ZM103 261H104V260H103ZM113 261H114V260H113ZM128 261H129V260H128ZM152 261H153V260H152ZM152 261H151V262H152ZM160 261H161V260H160ZM164 261H165V260H164ZM169 261H170V260H169ZM171 261H172V259H171ZM198 261H199V260H198ZM201 261L203 262V260H201ZM231 261H232V259H231ZM255 261H256V260H255ZM12 262H13V261H12ZM15 262H16V261H15ZM25 262H26V261H25ZM50 262H51V264H52V261H50ZM96 262H97V260H96ZM105 262H106V261H105ZM107 262H108V260H107ZM142 262H143V261H142ZM151 262H150V263H151ZM204 262H206V261H204ZM204 262H203V264H204ZM233 262H234V261H233ZM256 262H257V261H256ZM256 262H254V264H256ZM20 263H21V262H20ZM47 263H48V262H47ZM64 263H65V262H64ZM73 263H74V262H73ZM77 263H78V261H77ZM90 263H92V262H90ZM98 263H99V262H98ZM98 263H97V264H98ZM101 263H102V262H100V264H101ZM110 263H111V262H110ZM127 263H128V262H126V264H127ZM166 263H168V262H166ZM207 263H208V262H207ZM216 263H217V262H216ZM220 263H219V264H220ZM231 263H232V262H231ZM6 264H7V263H6ZM11 264H12V263H11ZM14 264H15V263H14ZM28 264H29V262H28ZM30 264H31V263H30ZM36 264H37V262H36ZM54 264H55V263H54ZM56 264H58V263H56ZM78 264H79V263H78ZM93 264H94V263H93ZM95 264H96V263H95ZM105 264H106V263H105ZM112 264H113V263H112ZM114 264H115V263H114ZM116 264H117V263H116ZM134 264H135V263H134ZM136 264H137V262H136ZM148 264H149V263H148ZM198 264H199V263H198ZM240 264H241V263H240ZM243 264H244V263H243Z\"/></svg>",
	"mask_w": 264,
	"mask_h": 264
}]
</instances>
